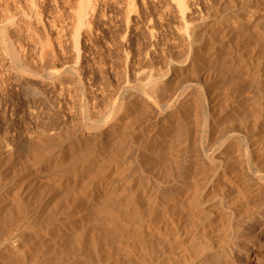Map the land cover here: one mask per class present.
<instances>
[{
  "label": "rangeland",
  "instance_id": "1",
  "mask_svg": "<svg viewBox=\"0 0 264 264\" xmlns=\"http://www.w3.org/2000/svg\"><path fill=\"white\" fill-rule=\"evenodd\" d=\"M12 1L13 2H11L10 0H6V1H4L5 3L4 2L3 3H4L5 6L9 7L10 9L11 8L12 9L19 8V7L22 6V8H25L24 10H27V8H26L27 6H25L24 0L23 1L22 0H15V1L12 0ZM35 1H36V4L34 5V8H33L35 10L33 11L31 8H29V10L32 11V12H35V11H38L39 10L38 11L39 13L37 12V14L40 16V18L42 19L43 23L46 25L45 26L46 29H44V30L45 31L47 30V33L44 31L46 34L43 33V32H39L40 33L39 35L37 34V36L39 38H41V40L39 38L35 37V39L37 38L36 39V42H34L36 45L35 44H30V43L33 42L32 39L29 38L30 36H26L24 38H18L15 34H13V32H12L11 29L10 30L7 29V32H8V36L6 37V38H8L7 40L8 41L10 40L13 44L16 41L14 45L17 46V47H20V48L22 47L21 50L23 51V53H21V56H20L21 58L20 59H21V66L23 67V69H22L21 66H16L14 64V61H12L13 59H11L12 57H10V55L8 56L7 52L4 50L3 44L0 42V202L3 201V200L4 201H6V200L7 201H11L10 200L11 197H12L11 199L13 201V197L19 191V189H20L19 187H21V189L19 191L20 194L18 192L19 201L16 198V196H17L16 195L15 198H14V200L15 199L17 200V202L14 203L15 205L14 204H10L11 207H10V205H9V207L11 208V210L8 207V210L7 209L5 210L6 211V214L3 212L4 214H2L1 217H0V220H1L0 221V231L2 232L3 229H5V228L8 229V227L10 229L11 226L17 227V225L19 224L18 225L19 227H17L19 229L16 232H18L17 235L20 236V237L15 239V240L18 239L19 241L18 240H17V242L15 241L16 243L14 244V247L15 248H19L20 246L25 245V246H27L29 248L28 249L25 246L19 248L21 250L24 249L23 250L24 253H21V257L23 256V257H27L28 258L30 256V258H31L32 257L31 255H33L34 252L36 253V250L39 247H41V244L44 245V246L46 245L45 247H47L48 242L50 241V239L52 237L51 233H52L53 228H57L58 223L62 222V220L64 221V219L68 220L69 219L68 217L72 216V214L74 215V213L77 214L79 212V210H80V207H79L78 203L77 202H74V200L72 199V197L70 198V199H72V201L70 199H68L67 200V203H64V202H66V199H64V195H63L65 192H62V194H59V193H57L55 191V193H54V188H53V192L52 193L51 192H49L48 194L46 193V192H48L47 191L48 188H49V191H52L50 188L54 187V186H52V183L49 186V184H50L51 181L47 177L49 175L53 174V173H56V170L57 169H56V167H54L56 165H52L51 167H53V169L50 167L47 170V172H48V171H50L52 169L48 173V176L46 174L47 172L45 174H43L42 169H39V170L38 169H33L32 168V165H30V164H31L32 160L35 159V158H37V157H42V156L43 157H49V156H52L53 158L55 157L54 158L55 161H59V158L60 157L58 156V154H55V151L56 150H59V149H61L63 152L65 151L64 152L65 156L63 154V158H66V159H63L62 158V161L60 159L61 162H63V163L65 162V165L62 163V166L63 167L59 171L65 172V171L72 170V169H75V170L76 169L77 170L81 169L82 172L80 171V173H79V175H81V176H79L81 180L83 179V175L82 174H84L85 179H87V177L93 175V176L89 177V179H87V183H84V184H89L91 187H92V184L93 185H96V186L98 185V183H105L106 182L105 184H108L111 180L114 181V182H116V183L119 182V184H125L126 181L128 183V181L131 179L132 176H134V177H133V179H131V181H129L128 184H130V182H131V184H136V183L137 184H152L153 182H155L154 184H156V181H157L156 179L165 178V176L167 175L168 172H170L172 174L175 173L174 174L175 176L177 175L175 182L178 183V184L179 183L180 184L181 183L185 184L186 182H187V184L188 183L189 184H193V183L196 184V182H197V184H226L225 182L222 183L223 181L221 182V180H223L222 179V176L224 174L225 165L227 164V161H229V156L226 154L227 152L222 149L223 146L220 143L218 144L216 142H219L221 140V136H222V134H223V132L225 130H228L229 136L232 134L231 133L232 132L231 129L229 130V127H228L229 123L232 122V123H230L231 125H229V126L232 127L235 124L241 123L240 121L242 119H243L242 122H246V120H247L246 124L249 125L250 127L248 126L249 128H247L245 131H242L240 134L245 135L249 140L251 139V141L249 143L252 145V148L256 147L259 144V142H261L262 140L264 141V124L263 123L261 124L259 120H256V119H260V120H263L264 119V66L261 67V76H262V81H263V83L261 84V86H258L259 84L257 83L256 80L253 81L254 77H251V78H248L247 77L249 80L244 76L245 74H243V76H242L243 78L241 77V74H242L241 72L244 71V61H247V60L249 61L250 60V61H256L257 62L258 59H259L258 57L260 55L261 56L263 55V54L258 55V50H257L258 49L257 48L258 47V41H257L258 35H257V33H255L254 27L258 24V20L257 19L263 18V15H264V0H242V1L241 0H230V1L228 0V2H226L227 0H225V2H224V0L223 1L222 0H188L189 2L187 0H184L185 3H186V1L189 3V4L188 3L186 4L187 7H188L187 8V11L190 8L191 9L189 11H192V12H190L192 16L190 15V13L187 14V16H186L187 18L184 21H182L183 20L182 18H177V17H181V16L178 15L179 14L178 13L179 11L177 10L175 1H173V0H98L97 1V4H98L97 6H99V7H96V10H95V13L96 14L94 13V14L91 15V17H93V18H91V21H90V28H91L92 31L89 30L90 29L89 28V29L83 30V32L85 31L84 33H87V34H83V32H81V34H83V35H81L82 37L80 39V44L78 46V49L83 50V51L81 52L79 50L80 57L82 58V59L80 58V62L79 61H76V60H78L77 57L79 56V55H77V54H79V52H78V50H76L77 49V47H76L77 46V43H76V40H75V35L78 33V32H76V30H77V24L74 21L73 17L71 19V17H70L71 15H69L70 14V10H68L70 7H73V6L78 5V0H67V1L66 0H58V1L57 0H35ZM240 1L242 2V4L240 3ZM244 1H245V3H243ZM172 2L174 4H172ZM15 3H16V5H15ZM222 3L223 4L224 3L234 4L235 7L234 6L232 7V5H229V6H231L230 7V10L227 11L228 4H227V6L224 4V7H225V9H224V7L221 6V5H223ZM67 4L69 5V8H68V5ZM72 4H74V5H72ZM213 4H215V7L214 6L212 7ZM218 4L219 5L221 4V5L219 6ZM216 6H219L220 11L219 10L218 11L216 10L217 9ZM221 7H222V9H221ZM241 7H243V9H240ZM212 8H214V9L212 10ZM194 9H196L195 12H193ZM228 9H229V7H228ZM246 9L249 10L250 13L248 11L245 12ZM67 10L69 11V13H68ZM221 10H223V11H221ZM236 10H240V11H236ZM252 10L254 11L253 13H252ZM168 11H169V13H168ZM230 11H232V12H230ZM214 12H215V14H214ZM216 12L219 13V14H217ZM222 12H223V14H222ZM243 12H244V14L242 16V13ZM228 13H229V15H228ZM225 14L229 18H226V16H223ZM189 15L193 19L188 18ZM214 15H216L215 18L213 17ZM220 15L223 17V20L222 21H221L222 18H221ZM238 15H239V17H241V19L238 17ZM68 16H69V18H68ZM193 16H195V18ZM205 16H207V17H205ZM218 16H219V20H217V22H216V19L218 18ZM244 16L246 17V19L248 18L247 19L248 22H245L244 21V20H246ZM202 17H203V19H202ZM187 19H189V21ZM199 19H200V21H198ZM230 19H231V22L233 24L230 22ZM255 19H256V21H255ZM213 20H214V22H213ZM224 20H226L228 23H226ZM177 21H180V22H177ZM181 21L182 22H185L184 24H186V22L188 24H191L194 21L193 22L194 24L192 23L193 25H190L189 27H194V26L197 25L198 28H200L199 25L203 21H207L208 23H210V27L208 26L206 28L208 30V31L206 30V32H208V33H206V35H208V36H205V38L208 37V39L206 38L205 39L206 41L203 44L204 50H205L204 51L205 54H206V51L208 52L207 54L211 53V49H212L211 48V44L213 43L212 40H214V39L217 42V40L220 41L221 38H222V36H223V39L222 40L224 41L225 44H227L228 43V40L227 39L229 37H230V39L232 38L230 36L232 32L231 33H228L226 31V29L227 30L232 29L234 31L233 28L236 27L238 30L235 28L236 30L234 31V33L237 32L239 34L238 37H240L241 35H242V37H240L239 39H236L238 42L237 41H234L233 44L235 46H238V47L239 46H242L241 48L243 50V56H246V57H243V56L242 57L241 56L240 57H238V56L237 57H233V56L231 57L230 55H228L226 53V54H224V56H222V57H220L218 59L219 62H222L221 64L218 62V60H214V62L211 61L212 63H208V65H207V67H208L207 71L210 69L209 70V73H211L210 76L212 77V75H213L217 79L215 81L213 79V81H214L213 84H212V82H210V81L207 80V82L202 83V85H201L200 88H199V86H196L197 83H195V78H193V76H195V75H193V73L196 74V72H195L196 71L195 70L196 68L195 69H192V64H191V68L189 69L190 71L189 70L183 71L182 73L178 74L179 77L177 76V77L173 78L174 77V72H172V70H171V65L172 64H175V63H172L171 64V62H173V61L175 62V59L177 60V56L184 58V60L186 59L185 62H183L182 61L183 59L181 60V58H180L181 62H183L182 64H185L187 62H188L187 65L190 64L189 63V60L187 61V59H189V57H190L189 52H188L189 51V48H190V40H188L189 39L188 36L186 37L185 34H184V33H186V35H187V32L186 31L184 32V30H183V28L185 29L186 26L184 24H182ZM197 21L199 22L198 23L199 25L197 24ZM73 22H75V23H73ZM91 22H92V24H91ZM215 22H216V24H215ZM176 23H177V25H176ZM245 23H247V24H245ZM166 24L168 26H166ZM248 24H249V26L251 28L248 26ZM250 24H252V25H250ZM215 25H217V27ZM263 25H264V23H262V25H261L264 28ZM178 26L181 27L182 29L180 30V28ZM174 27H176V28L174 29ZM213 27L214 28H217L218 31L217 32L213 31ZM51 28H53L54 30L53 29L50 30ZM210 28H211V30H210ZM222 28H224V31H222L223 30ZM239 28L240 29L243 28V29L242 30H239ZM219 29H221V31ZM182 30H183L184 33L182 32ZM253 30H254V32H253ZM176 31H177L178 34H176ZM248 31L249 32L251 31L252 34L255 33V34H253V37L250 40L247 41L249 43H247L244 40L248 36L246 34V33H248ZM256 31L258 32V28L256 29ZM181 33L183 34L184 37H181ZM209 33H210V36H209ZM212 33L215 36L212 35ZM219 33H222V34L224 33L225 35L224 34L221 35ZM179 34H180V36H179ZM84 35H85V38L83 37ZM218 35L219 36L221 35L220 36L221 37L220 39H219V36ZM243 35H244L245 38L243 37ZM254 35H255V37L257 35V37L255 38ZM185 37L188 38V39H185ZM238 37L235 36V38H238ZM183 38L185 39L186 42L183 41L184 40ZM83 39H85V40H83ZM231 40H233V39H231ZM240 40H241V42H240ZM0 41H1V39H0ZM41 41L43 43H41ZM47 41H49L50 44ZM179 41H180V44H179ZM187 41H189L188 42L189 45H187ZM46 42L48 43V45H50L52 47L51 48L52 54H50L49 56L47 55L48 58L46 57V59L44 58L45 56L44 57L41 56V58H40L39 55L42 52V49L40 47V43L43 44V45H46L47 44ZM60 42H61V44H60ZM182 42H184L185 44L182 43ZM210 42H212V43H210ZM254 42L257 43V44L254 45ZM243 43H245L246 45L243 44ZM16 44H18V45H16ZM250 44H252L253 46L250 45ZM43 45H42V47H44ZM175 45H176V47H175ZM185 45L188 46V47L185 48L186 47ZM35 46H37V47H35ZM254 46H255V48H254ZM205 47H206L207 50L205 49ZM183 48L187 49V51L184 49V52L185 53H183V54L186 55L187 58H185L184 55L180 56L182 54V52H183L182 51ZM251 48H253V51L255 50L254 51L255 53L253 51H252L253 53L251 52ZM24 51H26V53ZM256 51H257V53H256ZM262 52H264L263 49H262ZM166 53H168V54L165 55ZM176 53H178L177 56H176ZM250 53L252 55L251 57H250ZM34 54H36V55H34ZM169 54L171 55V57L173 59L170 58V55ZM253 54H254L255 57H253ZM156 55H157V57H156ZM164 55L168 59L167 58L166 59L165 58H162V57H164ZM187 55H189V57ZM173 56H175V57H173ZM225 56H226V58H225ZM261 56H260V59L264 57V55L262 57ZM222 58H224V59H222ZM24 59H25V62H24ZM162 59H163V62L161 61ZM237 59H238V62L236 61ZM227 60H229V61L226 62ZM140 61H141L142 64L140 63ZM166 61H167V63H165ZM128 62H129V64H128ZM153 62H155V63L153 64ZM179 62L180 61H178V64H179ZM229 62H232V63L234 62V63L231 64ZM131 63L134 64V65L131 66L130 65ZM157 63H159V64H157ZM160 63H163V64H160ZM164 63H165V66H167L168 68L164 66ZM176 63H177V61H176ZM238 63H239V65H238ZM27 64H29V65H27ZM149 64H151L150 67H149ZM155 64H157V69L156 70L157 71L158 70L159 71H162L160 73L158 71V74H160L159 75L160 77H164V78H166V80H167V78L168 79H171V80H174L175 79L174 81L176 83H178V84H176L175 82H173V83H171L172 85L171 84L170 85H167L168 87L166 86V91H164L166 94H167V92H169L167 94L168 96L169 95L170 96H172V95L174 96V94H176V95L172 98L173 99V102H172L171 101L172 99L169 98L164 92H163V94L158 93V94L154 95L155 97L154 96L152 97V100L149 103L150 105L148 104L145 108L144 107H138L139 100L144 96L143 95L144 93H142V92L144 90H145L144 92H148V91H146L147 90V86L146 85L149 83V81L152 79V77L155 76L153 72L157 73L156 70H155L156 66L153 68V66ZM214 64H216L217 68H216V66ZM234 64H236L238 66H236ZM79 65H81V66H79ZM169 65H170V67H169ZM209 65H210V67H209ZM221 66L222 67L224 66V67L221 68ZM229 66H230V68L232 70L229 68ZM231 66H233V67H231ZM133 67L134 68L137 67L136 68L137 71L134 70ZM159 67H161V68L159 69ZM72 68L74 70H76L74 72L75 75L73 74V71L74 70ZM146 68L147 69H150L151 68V71L150 70H147ZM228 68H229V71H228ZM236 68H237V70H236ZM145 69L147 70V72L145 74V76H147V77L144 79L143 78L144 75H142L141 79H139V76H141V74H144L145 73V72H143V70H145ZM168 69H169V71H168ZM211 69H213V70L211 71ZM216 69H218V70L216 71ZM223 69L224 70L226 69L228 73L226 72V70L224 71ZM26 70H28V72ZM78 70H80V71H78ZM166 70H167V73L165 72ZM213 71H214V73H213ZM215 71H216V73H215ZM164 72H165L166 75L164 74ZM191 72H193V73H191ZM233 72H234V74H232ZM134 73H135V75H133ZM170 73H173V74H170ZM185 73L186 74L188 73V74L186 75ZM225 73H227L228 75H226ZM158 74L155 76V78L158 76ZM161 74H162V76H161ZM214 74H216V75H214ZM220 74H221L222 77H220ZM77 75H78V77H77ZM188 75H190V76H188ZM231 75H232L233 78L230 77ZM51 76H53V77L51 78ZM136 76H138V77H136ZM187 76L189 77V79H193L192 81L190 80V82L193 83L192 85H190L189 79L188 78L186 79ZM224 76H226L225 77V80L228 78L227 79V82L230 83V85L227 83V86H226L227 88L225 87V85H226L225 80L223 81ZM180 77L182 79L181 80L182 82L185 83V81H186V84H183L180 81H178V80H180L179 79ZM219 77H220V79H219ZM237 77H238V81L235 80V79H237ZM229 78L231 80L233 79L235 82L234 81L233 82H229V81H231ZM62 79H64L65 81H63ZM57 80H59V81H57ZM220 80H221V82H220ZM65 82L68 83L69 86ZM179 82L182 84V86L180 85ZM187 82H189V84H187ZM244 82L246 83L245 85H244ZM131 84H132V86H131ZM142 84H145V85H142ZM174 84H176V85H174ZM101 85H102V88L100 87ZM207 85H209L211 87H209ZM118 86H120L121 88L119 89ZM135 86H137L136 87L137 89H136V91H133L134 88H135ZM139 86H143V87L140 88L142 91L138 88ZM228 86H230V87H228ZM234 86H236L237 88L234 87ZM122 87L125 89L124 92H123V88ZM127 87H129V88H131V87L133 88L134 87V88L133 89L132 88L129 89ZM181 87H183L182 90L180 89ZM184 87H185V89H184ZM205 87H206V89H205ZM214 87H216V88H214ZM220 87H221V89L220 90H217ZM178 88H179V90H177ZM194 88L197 91V93L200 94V96L203 97V98H205L208 94L211 96V98H210L209 95L206 97V99L208 100V103H209V101L211 102L212 100H215V102H218V104L215 103V106H216L215 108L216 109H214L215 110L214 114L216 116L215 119L219 118L215 122L216 124L218 123L216 125V127H217L216 130L217 129L218 130H217V132L215 134V136L216 135L217 136L214 137V140L215 141H211L213 139H208V137H207L208 140L206 138H204L206 136L202 134L203 133L202 130L205 129V126H204L205 124H204V122L199 121V118H197V117L195 118V116H197V114L195 113V111H193V110L190 111V108L187 107V106L186 107L185 106L184 107L183 106L179 107L180 104L184 101V95H186L188 93H191L190 92L191 90L194 91ZM201 88H202V90H201ZM234 88H236V89H234ZM32 89H36L39 94L36 95V96H31V97L30 96H27L29 94V91L32 90ZM117 89H119V91ZM127 89L129 91H127ZM138 89L140 90L139 92H137ZM223 89L225 90V93H224ZM230 89H232V92H231ZM120 90H122V91L120 92ZM196 91H195V93L193 92L192 95L193 94H196ZM218 91H220V92H218ZM234 92H235V94H237L236 96L238 98L235 97V95L233 94ZM102 93H104V94H102ZM129 93L130 94L133 93V94H131L132 97L130 96L131 98L129 97V95H130ZM205 93H206V95H204ZM213 93L216 94V95H214ZM112 94H113V97L114 96H116V97H114V98L111 97ZM217 94H218V96H217ZM135 95H137V96H135ZM222 95H223V97H222ZM125 96H126V98H125ZM138 96H139L140 99L137 98ZM159 96L163 97L162 99H163L164 104L161 103L162 99L159 98ZM219 96H221V97H219ZM127 97H129L131 99V102L128 100ZM112 98H113V100H112ZM116 98H117V100L115 101ZM224 98H226L227 101ZM92 100L94 102H91ZM107 100L108 101L109 100H112V101L107 102ZM136 100H137V102H136ZM220 100H221V102L222 101L223 102L222 103L219 102ZM237 100H239V101H237ZM113 101L116 102L115 105H114V103H112ZM134 101H135L136 104L134 103ZM121 102H122V104H121ZM107 103H108V105H106ZM131 103H132L133 106L131 105ZM158 104H159V106H158ZM166 104H168V105L171 104V105H169L170 106L169 109H167V114L168 115L165 112L166 110L163 108V106L166 105ZM236 104H237V106H236ZM105 105H106V107L108 109H110V111L114 108L112 106H115L116 107V110H117V108H119V106H121V109L119 111H116V110L113 109L111 111V113H110V111L107 110V108L105 107ZM219 105H221V106L219 107ZM87 106L89 107L88 109H87ZM148 106L149 107L152 106L151 109L148 108ZM154 106L156 107V109H155ZM133 107H134V109H133ZM157 107H160V108L162 107L163 109L162 108L161 109H158ZM209 107H211V106H209ZM217 107H219V109ZM84 108H86L85 109L86 111L84 110ZM104 108H106V110ZM146 108H148L150 110L148 111V109H146ZM180 108H184L185 110L184 109H180ZM188 108H189V110H188ZM89 109H90L91 113H89ZM126 109H129L128 112H127ZM130 109L132 111H130ZM137 109H138L137 112H141V114H138L136 112ZM99 110H100L101 115L99 113ZM124 110H126V111H124ZM134 110H135L136 114H135ZM151 110L152 111L154 110L155 112L153 111L154 114L149 115L152 112ZM159 110H160V112H159ZM217 110H218V112H217ZM93 111H95L96 114ZM113 111H114V114L116 112H118V117H116L117 115L113 116L114 115L112 113ZM147 111H148L149 114L147 113ZM185 111H187V112H185ZM188 111H189V113H188ZM106 112H109L108 113L109 116L108 115H103V114H107ZM123 112H125V113H123ZM142 112L144 114H142ZM172 112H177L176 116L178 117V119H177V117L173 116ZM98 113H99V115H97ZM156 113H157V117L155 116ZM91 115H92L93 119L90 118ZM128 115L130 116V118L133 117V120L131 119L133 122L130 121V118H129ZM140 115H144V117L141 116L140 119H142V117H143V119L145 118L142 122H141V120L138 119ZM106 116H108V117H106ZM136 116L138 117L137 119L139 121H136L135 120L136 119ZM147 116L150 117V118H148ZM103 117L104 118L106 117V119L110 117L109 118L110 120L108 119L106 122H103V121L106 120V119L103 120ZM167 117H169V118L166 119ZM188 117H191V118L189 119ZM152 118H153V120H152ZM261 118H263V119H261ZM98 119H100V121L102 123L106 124V125L105 126H104V124H103V126H102V124L100 125L101 122ZM149 119H151V120L150 121H147ZM161 119H162L163 122L161 121ZM118 120L120 121V123H119ZM125 120H126V122H125ZM127 120H129L130 122H132L130 129H128V127L130 125L127 124L129 122ZM170 120L172 122H169ZM173 120H175V125H174V121ZM192 120L194 121V123H193ZM238 120H239V123H238ZM116 121H117V123H116ZM234 121H236L237 123L236 122L234 123ZM255 121H257L258 124H261L262 125V126L259 125L258 126V129H256V130L254 129V126L257 123ZM130 122H129V124H130ZM135 122H136L137 125H135ZM145 122H146V124H143ZM197 122H199V123H197ZM123 123L124 124L126 123L125 124L126 126ZM156 123H157V125H156ZM169 123H171V124H169ZM181 123H182V125H181ZM188 123L189 124L191 123V125L194 128H192V126L188 125ZM219 123H221V125H223V124L224 125L221 126V125H219ZM111 124H112V126H111ZM117 124H118V126H117ZM158 124H161V126L158 125ZM162 124L163 125H166L167 127L166 126L163 127ZM132 125L134 127H132ZM150 125H153V126H150ZM194 125H196L198 128L196 126H194ZM110 126H111V128H110ZM219 126H221L223 129L221 127H219ZM119 127H121L122 129L119 128ZM138 127H139V131L143 127V129H141V131H140L141 133L144 132L143 135L137 130ZM154 127H156V128H154ZM161 127H162V129H161ZM123 128L125 130H127V132L125 130H123ZM165 128H167V130ZM173 128L176 130V131L174 130L175 132L173 131ZM188 128L191 129V132H190V129H188ZM107 129L108 130L114 129L113 130L114 132L112 131V132L109 133ZM100 130H101V132H99ZM147 130H148V132H147ZM186 130L188 131V133H187ZM195 130H197V131H195ZM251 130H252V132H251ZM104 131L107 134H104ZM151 131H153V133H150ZM157 131H159V132H157ZM203 131L205 133V130H203ZM154 132L156 134H154ZM184 132H185V134H184ZM218 132L220 133V135H219ZM111 133H114V134H111ZM134 133H136V135ZM170 133H172V134H170ZM173 133H174V135H173ZM118 134L119 135L121 134V136H119L121 138L117 142L118 144L115 143V146H113V144L112 145L110 144V145L107 146L108 148L107 147L105 148V151H103V150L102 151L105 152L106 155H109V152L111 154H113L114 151L116 152V153L114 152V155H116V156H117V154L120 153L119 156H118V158H121L120 161L121 160L125 161L127 163V165L130 162V159H132L131 157H133V155L136 154V156H134L133 159H132V161L134 160L135 162H132V161L130 162V164L132 163V165L135 166V167L131 166V167L134 168V169L133 168L131 169V167H128L127 166L129 169L127 168L125 170V172H124V175H123L124 176V180H123V182L120 180L119 177H115L114 176V172H111L109 170L108 171L106 170L105 173L103 172L104 176L107 177V178H106V180H103V182H102V180H101L102 178L101 177L103 176V174H102V176H99L100 173L97 170H95V172H97L98 174L97 173L95 174V172L92 173V174H90V175L89 174H85L83 172V170H82L83 167H84V165H82L83 166L82 167L81 164H80V162L78 164L75 163L77 161V160H75L77 157H75V159H73V157H74L73 154H72L73 151H74L73 153L75 154V156H78L77 155L78 153H79V155L81 157H84V156H87V155H91L93 153L92 155H97V157H98V154L97 153H98L99 150H101V145L102 144L105 145V143H107V142H110V143L113 142L117 138V135ZM127 134H129V135L127 136ZM131 134L133 135L132 138L130 136ZM146 134L148 135L147 136L148 138L146 137ZM190 134H192V135H190ZM123 135H124V137H123ZM144 135H145L144 139L145 140L147 139L146 141L143 139V136ZM153 135L154 136H158V137H154V139H153ZM200 136L201 137L204 136L203 138H201L203 141H201ZM184 137L188 141L187 142L188 144H185L186 143V140L184 139ZM196 137L199 140H196ZM123 138L126 139V141H127L126 144H125V141H124L125 139L124 140H121ZM140 138L142 140H140ZM181 138L185 140L184 143H183V141H182ZM189 138H191V139H189ZM73 139H74V141H73ZM128 140H129V142H128ZM136 140L138 141L139 145L135 143V142H137ZM150 140H153V141L150 142ZM190 140L195 141V144L192 141L190 142ZM131 141H133V142L135 141L134 142L135 144H133V142H131ZM142 141H144V142H142ZM26 142L28 144L30 143L29 145H31V146H29V148H28ZM140 142L143 143V144H141ZM148 142H150V143H148ZM209 142H210V144H209ZM213 142H214L215 145L213 144ZM69 143L71 144L72 147L70 146ZM79 143H80V147L78 145ZM158 143H160V145H158ZM182 143L185 144V145H187V146H184L185 149L186 148L188 149V148L191 147L188 150L189 152H187L189 154V155H187V157L189 158V160H188V158H186V159L184 158V156L186 157V155L184 153L187 150L184 151V147H183ZM191 143L193 145H190V147H188V145L191 144ZM85 144H87V145L85 146ZM131 144H132L133 147H130ZM150 144H152V145H150ZM135 145H137V146H135ZM154 145H156V146L154 147ZM201 145L203 147L202 150H205V152L207 151V155L206 156L203 155L202 157L198 158L197 155L201 152V148H202V147L200 148ZM25 146H27L28 149ZM88 146H89V148H88ZM116 146H117L118 149L115 148ZM159 146H160V148H159ZM174 146H175V148H174ZM213 146H214V149H213ZM215 146H216V148H215ZM140 147L141 148H145L146 150L148 149L147 151H145V155L142 153L140 156H138L139 153H140L138 151V149ZM163 147H165V148H163ZM79 148H81V149H79ZM84 148H86V149H84ZM124 148H125V150L127 149L126 150L127 153L129 152L128 154H130V159H129V155L128 154L125 155L126 152H124L125 150L123 151ZM132 148L134 149V153H133ZM151 148H152L153 151H151ZM168 148L171 149L173 153ZM235 148L236 147H233L230 150L234 154V156H236L235 154H237L235 152V150H236ZM128 149H130V150H128ZM162 149H163V151H161ZM82 150H83V152H82ZM106 150H107V152L108 151L109 152L107 153ZM178 150L180 151V153H179ZM164 151H165V153H164ZM169 151L171 153H169ZM181 151L182 152L184 151V152L181 153ZM209 151H210V153H209ZM253 151H254V153H255V155H256L257 158H261L258 161V163H259L260 166L262 165V169H264V147H260L259 149H255ZM136 152H138V154ZM174 152L176 154L177 153L183 154V155H181V158L183 156V159L179 158L180 157L179 154H177L178 156H176ZM190 152H191V155H190ZM224 152H226V153L224 154ZM88 153H90V154H88ZM132 153H133V155H132ZM156 153L158 155L159 154H161V155H159V157H158V155ZM193 153H195L194 156H192ZM211 153H212V155H211ZM146 154H148V155H146ZM173 154H174V156H173ZM39 155H41V156H39ZM143 155H144L145 159L144 158L143 159L141 158V157H143ZM221 155L223 156V160H225V161L227 160L226 162L222 160V156ZM80 156H78V157H80ZM137 156H138V159L136 160ZM190 156L192 158H196L197 157V159H195V160H198L197 163H195L194 162L195 160L194 159L192 160V158ZM97 157H94V158H97ZM148 157H151L152 159L150 158L151 160H149ZM164 157L167 158V160ZM224 157L226 159H224ZM70 158H71V160H69V162H68L67 159H70ZM146 158H147V161H146ZM162 158H164V159H162ZM156 159L159 160V162ZM175 159H178V160H175ZM184 159L187 160V161H185ZM128 160H129V162H128ZM138 160H141L140 161L141 162L140 165L143 164L141 167H143L144 169L141 168L139 164H137V163H139ZM160 160L162 161L163 164H164V162L167 163V164H164V165L161 166L162 163H161ZM174 160L176 162H173ZM181 160H182V162L184 161L183 162L184 164L182 163L183 165L180 162ZM204 160H205V163L206 164L204 163ZM70 161H72V162H70ZM144 161H146L145 164H144ZM170 161H171V163H170ZM178 161L180 163H178ZM214 162H215V165H214L215 167L212 166V164H214ZM71 163H72V165H71ZM149 163H150V165H149ZM155 163H157L156 164L157 166H155ZM174 163H175L176 166L173 165ZM151 164H152V166H151ZM158 164H160L159 166H161L160 168H162L163 170L162 169H159ZM194 164H196V165H194ZM73 165H75V166H73ZM136 165H139L138 167L140 168V170L143 169L142 172H145L146 175L148 174L147 177H146L145 174L144 175H143V173L141 174V171L139 169L137 170V166ZM203 165H205V166H203ZM208 165H210V166L208 167ZM28 166H31V167H28ZM147 166H149V167H147ZM182 166H184V167H182ZM154 167H156V169H154ZM157 167H158V169H157ZM151 168H152L153 172H151L152 171V170H150ZM175 168H176V170H175ZM181 168H182V170H181L182 173L181 174H183L182 175L183 177L179 173ZM202 168H204V170H205V168H207V169L205 171H203ZM212 168H213V170H212ZM237 168H238V165L236 166V168L230 169V171L232 173H234V175H235L237 173ZM30 169H31V171H30ZM170 169H171V171H170ZM183 169H185V170H183ZM36 170H37V172H36ZM132 170H136V171L133 172ZM146 170H147V172H146ZM159 170H160V175H159ZM38 171H40V172L38 173ZM128 171H132V172L129 173ZM139 171H140V174L141 175L139 174ZM162 171L163 172L167 171V172H165V174H164ZM186 171H188L187 174H186ZM212 171H214V172H212ZM34 172H35V174H34ZM215 172H216V174H215ZM155 173H158V174H155ZM211 173L213 174L212 176H211ZM126 174H127V176H126ZM94 175H95V177H94ZM154 175H156L157 177L154 176ZM158 175H159V177H158ZM188 175H190V176H188ZM96 176H97V178H96ZM148 176H149V180L146 179V178H148ZM178 176H179V179L180 178L182 179L181 181H179L177 179ZM39 177L42 178V179H40ZM125 177H127V179L129 177L130 179L127 180ZM191 177L193 178V180H191L192 179ZM209 177H211V178L209 179ZM46 178H47V180H46ZM91 178H92V180H91ZM151 178L153 180H155V181H152ZM219 178H221V179H219ZM44 179L46 181H49L48 182L49 183L48 185H44V184H47L46 181H43ZM89 180H91V181H89ZM136 180H137V182H135ZM185 180H188V181H185ZM194 180H195V182H194ZM36 181H38V182L39 181L40 182L42 181L40 183V185H38V186L40 187V189L42 188V190L45 191L46 194L43 193L42 190L39 192V190H40L39 187L37 186L38 187L37 188L35 186V184L37 185V183H38ZM139 181H140V183H139ZM148 181H150V182L152 181V182L150 183ZM24 182H25V184H24ZM175 182L174 183H171V184H176ZM22 184H24V185H22ZM26 184H27V186H26ZM22 186H23L24 189L27 190V192H26V190H24L22 188ZM9 187H11V188H9ZM43 187L45 188V190H44ZM46 187H48V188H46ZM93 187H95V186H93ZM31 188L32 189L34 188V189L32 190ZM9 189L12 192V194H10ZM35 190H38V192L36 191L37 193H35ZM15 191H16V193H15ZM31 192H33V195H32ZM41 192L45 196H43V194H41ZM27 193H29V194H27ZM38 193H39V196H38ZM13 194H15V195L12 196ZM36 194H37V198L34 197V195L36 196ZM2 195H4V196H2ZM49 195H51V196H54L55 195L56 196V199H55V196L52 197L53 198L52 199L51 196H49ZM6 196L8 198H6ZM40 196L44 197L45 200H44V198L41 199ZM46 196L47 197L49 196L48 197L49 200L46 198ZM61 196H62V198H61ZM38 197H40L39 200H38ZM57 197H59V198H57ZM20 198H21V200L26 201V205H24L23 202H22L23 204L20 202ZM51 199L52 200L55 199L56 202L53 203L55 200L52 201ZM37 200L40 202V206L43 204L42 208L39 205H37V203L39 204V202ZM45 201H48V202L46 203ZM60 201L62 203H61V205L60 204L59 205L61 207L64 206L66 209H69L70 208V210H71L70 213H69L70 210L69 211H67L66 209H61L60 210L61 207L59 205H57L58 204L57 202H60ZM18 202H19V204H17ZM68 202L70 204H72V205L70 206V204ZM9 203H12V202H9ZM34 203H36V204L34 205ZM63 203L65 205H62ZM73 204L74 205L76 204V207H74ZM13 205H14V207H13ZM16 205L18 207L20 206L21 208H23L24 211L23 210H20L21 208H18L20 210L19 211L16 208L17 207ZM36 205H37V209H34V208H36L35 207ZM66 205L67 206L69 205L70 207L68 206V208H67ZM24 206L25 207L27 206V207L24 208ZM71 207H73V208L71 209ZM211 208H215V205H211ZM26 209H28V210H26ZM62 210L64 211L65 214H63V211ZM7 211H8V213H7ZM11 211H13V214L11 213ZM21 211H23V213L18 214ZM52 211H54V212H52ZM42 212H43V214H42ZM60 212H62V213H60ZM47 213L49 215H47ZM56 213L57 214L58 213L61 214L60 215L61 216V219L59 218L60 216H56ZM23 214L24 215L27 214L28 218H26L27 216H24ZM3 216H6V217H3ZM10 216H12L13 219L10 218ZM48 216H50L49 219H48ZM14 217H16L17 219L14 218ZM18 217L19 218L23 217V219H25L28 223L25 222L22 218L19 219ZM51 218H53V219H51ZM55 218H56V220H55ZM62 218H64V219H62ZM6 219H8V220H6ZM46 219L48 220V223H47V221H45ZM10 220H11V222L9 223ZM16 220H18L19 223H16ZM21 220H22V222H20ZM52 220L53 221L55 220V223ZM2 221H5V222H2ZM256 221H258V219H255V221L250 222L249 224H246L247 227H248V229L245 232L244 236L240 239L238 247L235 248V256L237 258L236 264H241L240 262H243V261H245V263H246L248 257H250V259L253 261V264H264V245H263L264 244V226L262 228V232L261 233L259 231L258 232L255 231ZM23 222H24V224H23ZM51 222H53V224L55 226ZM64 222H67V221H64ZM6 223L9 224V225H7ZM25 223H26V225H25ZM15 224H17V225H15ZM48 224H51L52 225L51 228H50V225L48 227ZM23 225H24V227H23ZM20 226H22L23 229L26 228V226L29 227V228H27L26 230L24 229L25 231L22 229L23 230V232H22ZM47 227H48L49 230L47 229ZM44 228H46L47 230L44 231ZM6 229H5V232H8V230H6ZM40 229L43 230V231H41L42 233L40 232ZM1 232H0V235L2 236ZM5 232L3 230V232H2L3 235H4ZM35 232H37V233L40 232L41 234L40 233L37 234ZM48 232H49L50 235L47 234ZM41 235L44 236V237H41ZM1 236H0V242L3 239H5V236H3L2 238H1ZM38 236L41 237V240H43V239L45 240L47 238L48 239V242H47V239H46V241L43 240V242H41L40 241V238H38ZM69 238L71 240L72 236H70ZM32 240L35 241L34 242L35 244L33 243ZM72 240L75 243L74 238H72ZM38 241H39V243L37 245L36 243ZM71 241H69V243H72V245H74L73 242H71ZM260 241L263 242L262 243L263 247L261 248V251H260V253H261L260 256H259L260 259H256V253L260 249V244H259ZM44 242L47 243V244H44ZM17 243H18V246L16 245ZM24 243H27L29 246L27 244H24ZM69 243H68V245L72 247V245L69 244ZM31 245H37L38 247L37 246L36 247L35 246H31ZM44 246L42 248L43 250L41 249L42 251L41 250L39 251V249H40L39 248L37 250V252H44L46 250V248L44 249ZM31 247H32V249H31ZM15 248L13 250H11V252L14 251L13 254L16 253L15 252L16 251ZM34 248H36V249H34ZM27 251L31 255L28 254ZM9 252L10 251H8V253ZM11 252L9 254H7V252L4 253V254H7V256H6L7 258L5 257L4 254L1 253V255H0V262L1 263L4 262V264L5 263L6 264H8V263L9 264H18V263L20 264V261H18L17 259L14 258L15 256L18 255L17 254L18 251H17L16 255H14V256H13V254ZM10 254H12V255H10ZM25 254H26V256H25ZM3 256H4V259L3 258L1 259V257H3ZM8 257H11L10 258V261H9V258ZM5 259H7V262H6Z\"/></svg>",
  "mask_w": 264,
  "mask_h": 264
},
{
  "label": "bare ground",
  "instance_id": "2",
  "mask_svg": "<svg viewBox=\"0 0 264 264\" xmlns=\"http://www.w3.org/2000/svg\"><path fill=\"white\" fill-rule=\"evenodd\" d=\"M4 1H6V0H0V39H1V43L3 44V47H4V50L7 52V54H8V56L10 55V57H12L11 59H13L12 61H14V64L16 65V66H21V53H23V51L21 50L22 49V47L20 48V47H17V46H15L14 44H15V42H14V44L9 40H7L8 38H6L7 36H8V32H7V29H11L12 30V32H13V34H15L18 38H24V37H26V36H30L29 38H31L32 39V43H30V44H35L34 42H36V39L37 38H39L38 36H37V34L39 35L40 33L39 32H43V33H47V30L45 31L44 29H46L45 28V24L43 23V21H42V19L40 18V16L37 14V12L39 11H35V12H32V11H30L29 10V8H31L33 11L35 10V9H33L34 8V5L36 4V1L35 0H24V4H25V6H27L26 8H27V10H24L25 8H22V6L21 7H19V8H14V9H10L9 7H7V6H5L4 5ZM11 2H13L12 0H10ZM15 1V0H14ZM23 1V0H22ZM58 1V0H57ZM67 1V0H66ZM97 1L98 0H78V5H76V6H73V7H70L69 8V5H68V10H70V14L69 15H71L70 17H71V19H72V17H73V19H74V21L76 22V24H77V30H76V32H78L76 35H75V40H76V43H77V49L76 50H78V52H79V50L80 49H78V46H79V44H80V39H81V35H83V34H87V33H84L83 32V30H85V29H89L90 28V21H91V18H93V17H91V15L92 14H94L95 13V10H96V7H99V6H97L98 4H97ZM173 1H175V4H176V7H177V10L179 11L178 13V15H180L181 17H177V18H182L183 20L182 21H184V20H186V16H187V14H189L190 12H192V11H189L190 9H188V11H187V3L189 2L188 0V2L186 1V3H185V1L184 0H173ZM223 1V0H222ZM221 1V2H222ZM230 1V0H229ZM242 1V0H241ZM240 1V3L242 4V2ZM4 2V3H3ZM52 2V1H51ZM224 2H225V0H224ZM226 2H228V0L226 1ZM20 3V2H19ZM66 3V2H65ZM69 3V2H68ZM72 3V2H71ZM191 3V2H190ZM232 3V2H231ZM239 3V4H240ZM243 3H245V1L243 2ZM21 4V3H20ZM172 4H174L173 2H172ZM189 4V3H188ZM193 4V3H192ZM223 4V3H222ZM226 6H227V4H228V7H229V9H228V7H227V11L228 10H230V7L231 6H229V5H232V7L234 6L235 7V5L234 4H229V3H224ZM224 4L223 5H221V6H223L224 7ZM247 4V3H246ZM15 5H16V3H15ZM64 5V4H63ZM72 5H74V4H72ZM191 5V4H190ZM194 5V4H193ZM217 5V4H216ZM219 5V4H218ZM219 5V6H220ZM238 5V4H237ZM19 6V5H18ZM195 6V5H194ZM215 7V4H213L212 5V7ZM219 6H216V10L218 11H220V9H219ZM16 7V6H15ZM190 7V6H189ZM193 7V6H192ZM237 7V6H236ZM240 7V6H239ZM246 7V6H245ZM21 8V9H20ZM67 8V7H66ZM196 8V7H195ZM169 9V8H168ZM200 9V8H199ZM214 8H212V10H213ZM221 9H222V7H221ZM224 9H225V7H224ZM223 9V10H224ZM240 9H243V7H241ZM67 10V11H68ZM195 10L196 9H194V11L193 12H195ZM223 10H221V11H223ZM233 10V9H232ZM172 11V10H171ZM215 11V10H214ZM226 11V10H225ZM236 11H240V10H236ZM244 11V10H243ZM249 12V10H247L246 9V11L245 12ZM188 12V13H187ZM197 12V11H196ZM205 12V11H204ZM230 12H232V11H230ZM235 12V11H234ZM254 11L252 10V13H253ZM39 13V12H38ZM68 13H69V11H68ZM168 13H169V11H168ZM217 13V12H216ZM221 13V12H220ZM226 13V12H225ZM238 13V12H237ZM250 13V12H249ZM96 14V13H95ZM202 14V13H201ZM200 14V15H201ZM209 14V13H208ZM214 14H215V12H214ZM217 14H219V13H217ZM216 14V15H217ZM222 14H223V12H222ZM233 14V13H232ZM239 14V13H238ZM243 14H244V12L242 13V16H243ZM41 15V14H40ZM190 15H191V13H190ZM190 15H189V17L188 18H191L190 17ZM194 15V14H193ZM197 15V14H196ZM195 15V16H196ZM199 15V14H198ZM203 15V14H202ZM207 15V14H206ZM216 15H214L213 17L215 18V16ZM228 15H229V13H228ZM247 15V14H246ZM245 15V16H246ZM249 15V14H248ZM252 15V14H251ZM192 16V15H191ZM195 16H193L194 18H195ZM221 16V15H220ZM223 16H226V14L225 15H223ZM237 16V15H236ZM244 16V17H245ZM255 16V15H254ZM197 17V16H196ZM204 17V16H203ZM203 17H202V19H203ZM205 17H207V16H205ZM211 17V16H210ZM209 17V18H210ZM212 17V18H213ZM231 17V16H230ZM233 17V16H232ZM238 17H239V15H238ZM247 17V16H246ZM246 17H245V19H246ZM68 18H69V16H68ZM67 18V19H68ZM175 18V17H174ZM199 18V17H198ZM217 18V17H216ZM221 21L223 20V17L221 16ZM226 18H229V17H227L226 16ZM240 19H241V17H239ZM191 19H193V18H191ZM201 19V20H202ZM206 19V18H205ZM211 19V18H210ZM239 19V20H240ZM248 19V18H247ZM246 19V20H247ZM254 19V18H253ZM177 20V19H176ZM179 20V19H178ZM188 21H189V19H187ZM217 20H219V16H218V18L216 19V22H217ZM234 20V19H233ZM232 20V21H233ZM244 20V19H243ZM246 20H244L245 22H248V20L246 21ZM258 20V24L254 27V30H255V33H257V35H258V37H257V35H256V37H257V41H258V55H260V54H263L264 55V52H262V49L264 50V28L261 26L262 25V23H264V15H263V18H259V19H257ZM181 21V22H182ZM196 21V20H195ZM198 21H200V19L198 20ZM197 21V24L199 23ZM208 21V20H207ZM207 21H201L202 23H200V25H199V27L200 28H198L197 27V25L196 26H194V27H189L190 25H193L194 23V21L191 23V24H188L187 22H186V24H184L185 22H182V24H184L185 26H186V30L183 28V30H184V32L186 31L187 32V35H186V33H184L183 32V30H182V32L185 34V36L187 37L188 36V38H186L185 37V39H188V40H190V48H189V55H190V57H189V55H187L188 57H189V59H187V61L189 60V65H187L188 64V62L187 63H185V64H182L183 62H185V60H184V58H182V57H179V56H177V54L178 53H176V56H177V60L175 59V62L173 61V62H171V64L172 63H175V64H172L171 65V70H172V72H174V77L173 78H175V77H177L178 76V74H180V73H182L183 71H186V70H189L190 68H191V64H192V69H195L194 71L196 72V74H194L193 72H191V73H193V75H195V76H193V78H195V83H197L196 84V86H199V88L201 87V85H202V83H204V82H207V80L208 81H210V82H212V84H213V82L217 79L216 77H214L213 75H212V77L210 76L211 75V73H209V70L207 71V69H208V67H207V65H208V63H212L211 61H213L214 62V60H218L220 57H222V56H224V54H228V55H230L231 57L233 56V57H242L243 56V50H242V46H235L234 44H233V42L234 41H237L236 39H239L240 37H242V35L240 36V37H238V33L237 32H235L234 33V31L237 29L236 27V29L235 28H233L234 29V31L232 30V29H230V30H227L226 29V31L228 32V33H231V39H233V40H231L230 39V37L227 39L228 40V43L227 44H225L224 43V41L222 40L223 39V36H222V38L220 37L221 35H223L222 33H219V34H221L220 36H219V39L221 38V40L219 41V40H217V42L215 41V39L214 40H212V42H210V43H212L211 44V53H209V54H207L208 52L206 51V54L204 53V46H203V44L205 43V39L207 38L208 39V37H206L205 38V36H208V35H206V33H208V32H206V28L209 26L210 27V23H208ZM226 23H228L226 20H224ZM235 21V20H234ZM243 21V22H244ZM255 21H256V19H255ZM254 21V22H255ZM75 22H73V23H75ZM177 22H180V21H177ZM213 22H214V20H213ZM216 22H215V24H216ZM219 22V21H218ZM230 22H231V19H230ZM229 22V23H230ZM237 22V21H236ZM94 23V22H93ZM190 23V22H189ZM232 23V22H231ZM241 23V22H240ZM44 24V25H43ZM91 24H92V22H91ZM95 24V23H94ZM188 24V25H187ZM209 24V25H208ZM222 24V23H221ZM233 24V23H232ZM238 24V23H237ZM245 24H247V23H245ZM176 25H177V23H176ZM180 25V24H179ZM183 25V26H184ZM219 25V24H218ZM224 25V24H223ZM239 25V24H238ZM250 25H252V24H250ZM93 26V25H92ZM166 26H168L167 24H166ZM182 26V25H181ZM212 26V25H211ZM216 27H217V25H215ZM214 26V27H215ZM232 26V25H231ZM230 26V27H231ZM235 26V25H234ZM248 26H249V24H248ZM264 26V25H263ZM179 27V26H178ZM197 27V28H196ZM213 27V31H215V32H217L218 31V29L217 28H214ZM225 27V26H224ZM229 27V28H230ZM242 27V26H241ZM245 27V26H244ZM250 27V26H249ZM50 28V27H49ZM176 27H174V29H175ZM180 28V30L182 29L181 27H179ZM192 28V29H191ZM226 28V27H225ZM251 28V27H250ZM258 28V32L256 31V29ZM53 28H51L50 30H52ZM95 29V28H94ZM223 30L222 31H224V28H222ZM243 29V28H242ZM242 29H240L239 28V30H242ZM253 29V28H252ZM54 30V29H53ZM89 30H91V28L89 29ZM210 30H211V28H210ZM209 30V31H210ZM220 31H221V29H219ZM238 30V29H237ZM254 30H253V32H254ZM45 31V32H44ZM92 31V30H91ZM179 31V30H178ZM208 31V30H207ZM11 32V33H12ZM38 32V33H37ZM81 32H83V34H81ZM89 32V31H88ZM211 32V31H210ZM241 32V31H240ZM45 33V34H46ZM91 33V32H90ZM226 33V32H225ZM237 33V34H236ZM245 33V32H244ZM249 33V34H248ZM248 33H246L248 36L245 38L244 37V35H243V37L245 38L244 40L247 42L248 40H250L252 37H253V34H255V33H251V31L249 32L248 31ZM176 34H178L177 33V31H176ZM217 34V33H216ZM241 34V33H240ZM243 34V33H242ZM245 34V35H246ZM212 35H214L213 33H212ZM225 35V34H224ZM228 35V36H229ZM47 36V35H46ZM179 36H180V34H179ZM209 36H210V33H209ZM215 36V35H214ZM235 36H237L238 38H235ZM12 37V36H11ZM35 37H37L36 39H35ZM84 38H85V35L83 36ZM181 37H184L183 36V34L181 33ZM217 37V36H216ZM225 37V36H224ZM227 37V36H226ZM254 37H255V35H254ZM255 37V38H256ZM40 40H41V38H39ZM180 39V38H179ZM182 39V38H181ZM184 39V38H183ZM185 39L183 40V41H185ZM217 39V38H216ZM226 39V38H225ZM235 39V40H234ZM243 39V38H242ZM241 39V40H242ZM83 40H85V39H83ZM82 40V41H83ZM241 40H240V42H241ZM181 41V40H180ZM180 41H179V44H180ZM208 41V40H207ZM210 41V40H209ZM253 41V40H252ZM251 41V42H252ZM31 42V41H30ZM38 42V41H37ZM48 43H49V41H47ZM46 42V43H47ZM177 42V41H176ZM186 42V41H185ZM188 42L189 41H187V45H189L188 44ZM238 42V41H237ZM236 42V43H237ZM244 42V41H243ZM245 42V43H246ZM250 42V43H251ZM41 43H43L42 41H41ZM40 43V47H41V49H42V52H41V54L39 55L40 56V58H41V56L42 57H44L45 59H46V57L48 58V56L50 55V54H52V50H51V46L50 45H48V43L46 44V45H43V44H41ZM182 43H184V42H182ZM245 43H243V44H245ZM247 43H249V42H247ZM253 43V42H252ZM29 44V45H30ZM50 44V43H49ZM59 44V43H58ZM60 44H61V42H60ZM74 44V43H73ZM185 44V43H184ZM209 44V43H208ZM255 44H257V43H255L254 42V45ZM16 45H18V44H16ZM36 45V44H35ZM42 45L44 46V47H42ZM52 45V44H51ZM131 45V44H130ZM167 45V44H166ZM246 45V44H245ZM250 45H252V44H250ZM61 46V45H60ZM168 46V45H167ZM184 46V45H183ZM186 46V45H185ZM244 46V45H243ZM253 46V45H252ZM251 46V47H252ZM35 47H37V46H35ZM57 47V46H56ZM128 47V46H127ZM175 47H176V45H175ZM181 47V46H180ZM188 46H186L185 48H187ZM207 47V46H206ZM206 47H205V49H206ZM151 48V47H150ZM156 48V47H155ZM168 48V47H167ZM185 48H183V52H182V54L180 55V56H182V55H184L185 56V58H187L186 57V55L185 54H183V53H185L184 52V49ZM247 48V47H246ZM254 48H255V46H254ZM39 49V48H38ZM40 49V50H41ZM169 49V48H168ZM167 49V50H168ZM245 49V48H244ZM250 49V48H249ZM36 50V49H35ZM61 50V49H60ZM70 50V49H69ZM75 50V51H76ZM186 51H187V49H185ZM207 50V49H206ZM209 50V49H208ZM246 50V49H245ZM248 50V49H247ZM81 52L83 51V50H80ZM179 51V50H178ZM253 51V48H251V52ZM255 51V50H254ZM253 51V52H254ZM25 53H26V51H24ZM39 52V51H38ZM37 52V53H38ZM63 52V51H62ZM61 52V53H62ZM77 52V51H76ZM157 52V51H156ZM165 52V51H164ZM163 52V53H164ZM167 52V51H166ZM252 52V53H253ZM24 53V54H25ZM59 53V52H58ZM60 53V54H61ZM140 53V52H139ZM158 53V52H157ZM187 53V52H186ZM255 53V52H254ZM256 53H257V51H256ZM55 54V53H54ZM63 54V53H62ZM168 53H166L165 55H167ZM245 54V53H244ZM26 55V54H25ZM34 55H36V54H34ZM48 55V56H47ZM59 55V54H58ZM77 55H79L77 58H78V60H76V61H79L80 62V52H79V54H77ZM83 55V54H82ZM138 55V54H137ZM150 55V54H149ZM161 55V54H160ZM165 55H164V57H162V58H167V57H165ZM170 55V54H169ZM168 55V56H169ZM175 55V54H174ZM262 55V56H263ZM84 56V55H83ZM82 56V57H83ZM229 56V57H230ZM252 55H251V53H250V57H251ZM261 56V55H260ZM260 56L258 57L259 59H258V61L256 62V61H244V73L243 72H241L239 69V71L242 73H240L241 74V77L243 76V74H245L244 76L247 78H251V77H254V79H253V81L254 80H256L257 81V83L259 84L258 86H261V84L263 83V81H262V76H261V67L262 66H264V57L263 58H261L260 59ZM261 56V57H262ZM140 57V56H139ZM156 57H157V55H156ZM155 57V58H156ZM173 57H175V56H173ZM243 57H246V56H243ZM253 57H255L254 56V54H253ZM252 57V58H253ZM24 58V57H23ZM22 58V59H23ZM146 58V57H145ZM153 58V57H152ZM170 58L171 59H173L172 57H171V55H170ZM180 58H181V60L183 61V62H181V60H180ZM225 58H226V56H225ZM59 59V58H58ZM82 59V58H81ZM142 59V58H141ZM168 59V58H167ZM222 59H224V58H222ZM221 59V60H222ZM228 59V58H227ZM251 59V58H250ZM254 59V58H253ZM43 60V59H42ZM129 60V59H128ZM160 60V59H159ZM230 60V59H229ZM229 60H227L226 62H228ZM232 60V59H231ZM235 60V59H234ZM233 60V61H234ZM132 61V60H131ZM162 62H163V59L161 60ZM165 61V60H164ZM176 61H177V63H176ZM178 61H180L179 62V64H178ZM237 62H238V59L236 60ZM24 62H25V59H24ZM216 62V61H215ZM218 62H219V60H218ZM240 62V61H239ZM28 63V62H27ZM74 63V62H73ZM140 63H141V61H140ZM155 62H153V64H154ZM165 63H167V61L165 62ZM165 63H164V66H165ZM220 64L222 63V62H219ZM229 63H231V64H233L232 62H229ZM228 63V64H229ZM243 63V62H242ZM70 64V63H69ZM128 64H129V62H128ZM142 64V63H141ZM157 64H159V63H157ZM157 64H155L154 66H153V68L156 66V68H155V70L157 69ZM160 64H163V63H160ZM219 64V65H220ZM224 64V63H223ZM222 64V65H223ZM227 64V65H228ZM27 65H29V64H27ZM131 66L132 65H134V64H130ZM215 66H216V64H214ZM218 65V64H217ZM226 65V64H225ZM234 65H236V64H234ZM238 65H239V63H238ZM238 65H236V66H238ZM68 66V65H67ZM70 66V65H69ZM74 66V65H73ZM72 66V67H73ZM79 66H81V65H79ZM130 66V67H131ZM139 66V65H138ZM151 66V64H149V67ZM160 66V65H159ZM213 66V65H212ZM235 66V67H236ZM243 66V65H242ZM22 67V66H21ZM165 67H167V66H165ZM169 67H170V65H169ZM209 67H210V65H209ZM220 67V66H219ZM224 67V66H223ZM222 66H221V68H223ZM231 67H233V66H231ZM240 67V66H239ZM20 68V67H19ZM134 68V67H133ZM137 68V67H136ZM136 68H134V70H136ZM142 68V67H141ZM161 67H159V69H160ZM168 68V67H167ZM213 68V67H212ZM216 68H217V66H216ZM226 68V67H225ZM229 68H230V66H229ZM229 68H228V71H229ZM238 68V67H237ZM237 68H236V70H237ZM22 69H23V67H22ZM70 69V68H69ZM73 69V68H72ZM140 69V68H139ZM147 69V68H146ZM145 69V70H146ZM163 69V68H162ZM227 69V68H226ZM225 69V70H226ZM231 69V68H230ZM234 69V68H233ZM242 69V68H241ZM74 70V69H73ZM72 70V71H73ZM133 70V71H134ZM145 70H143V72H145L144 74H141V76H139V79H141V77H142V75H144L145 76V74H146V72H147V70H150L151 71V68L150 69H147L146 71ZM165 70V69H164ZM213 69H211V71H212ZM215 70V69H214ZM218 69H216V71H217ZM224 70V69H223ZM224 70V71H225ZM232 70V69H231ZM27 72H28V70H26ZM25 71V72H26ZM71 71V70H70ZM76 70H74L73 71V74L75 75V72ZM78 71H80V70H78ZM82 71V70H81ZM137 71V70H136ZM140 71V70H139ZM159 71V70H158ZM158 71L156 70V72L157 73H155V72H153L154 73V75L156 76L157 74H158ZM168 71H169V69H168ZM190 71V70H189ZM210 71V72H211ZM216 71H215V73H216ZM22 72V71H21ZM130 72V71H129ZM160 72H162V71H159V73ZM166 73H167V70L165 71ZM165 72H164V74H165ZM226 72H227V70H226ZM232 72V71H231ZM81 73V72H80ZM131 73V72H130ZM137 73V72H136ZM213 73H214V71H213ZM218 73V72H217ZM228 73V72H227ZM227 73H225L226 75H228ZM236 73V72H235ZM239 73V72H238ZM58 74V73H57ZM139 74V73H138ZM148 74V73H147ZM170 74H173V73H170ZM184 74V73H183ZM186 74V73H185ZM188 74V73H187ZM186 74V75H187ZM224 74V73H223ZM222 74V75H223ZM232 74H234V72L232 73ZM133 75H135V73L133 74ZM153 75V74H152ZM160 74H158V76L155 78V76H153L152 77V79L149 81V83L146 85L147 86V90L146 91H148V92H142V93H144L143 95V97L140 99L139 98V96L137 97V98H139L140 100H139V102H138V107H146L149 103H150V101L152 100V97L154 96V95H156V94H158V93H161V94H163V92L164 91H166V86L167 85H170L171 83H173V82H175L174 80H171V79H168L167 78V80H166V78H164V77H160L159 76ZM166 75V74H165ZM185 75V76H186ZM214 75H216V74H214ZM37 76V75H36ZM103 76V75H102ZM101 76V77H102ZM138 76H136V77H138ZM143 76V78L145 79L147 76H145L144 77ZM161 76H162V74H161ZM168 76V75H167ZM166 76V77H167ZM188 76H190V75H188ZM186 77V79L188 78L189 79V77ZM219 76V75H218ZM238 76V75H237ZM53 76H51V78H52ZM76 77V76H75ZM77 77H78V75H77ZM104 77V76H103ZM179 77V76H178ZM182 77V76H181ZM181 77L179 78L180 80H178V81H180L181 83H183V84H186V81H185V83L184 82H182L181 80ZM220 77H222L221 76V74H220ZM220 77H219V79H220ZM225 77L226 76H224V79H223V81L225 80ZM230 77H232V75L230 76ZM233 78V77H232ZM240 78V77H239ZM243 78V77H242ZM247 78V79H248ZM70 79V78H69ZM73 79V78H72ZM134 79V78H133ZM137 79V78H136ZM185 79V80H186ZM213 79H214V81H213ZM228 79V78H227ZM227 79L225 80V82H226V85H225V87L227 86ZM230 79V78H229ZM235 79V78H234ZM63 81H65L64 79H62ZM68 80V79H67ZM124 80V79H123ZM190 80L192 81L193 79H189V82H190ZM231 80V79H230ZM235 80H237L238 81V77H237V79H235ZM240 80V79H239ZM246 80V79H245ZM249 80V79H248ZM252 80V79H251ZM57 81H59V80H57ZM71 81V80H70ZM74 81V80H73ZM177 81V82H178ZM188 81V80H187ZM234 80L232 79L231 81H229V82H233ZM244 81V80H243ZM69 82V81H68ZM72 82V81H71ZM123 82V81H122ZM126 82V81H125ZM139 82V81H138ZM179 82V83H180ZM189 82H187V84H189ZM217 82V81H216ZM220 82H221V80H220ZM235 82V81H234ZM60 83V82H59ZM66 83V82H65ZM134 83V82H133ZM176 83V82H175ZM180 83V85L182 86V84ZM223 83V82H222ZM237 83V82H236ZM235 83V84H236ZM66 84H68V83H66ZM141 84V83H140ZM176 84H178V83H176ZM176 84H174V85H176ZM193 83H191L190 82V85H192ZM206 84V83H205ZM211 84V85H212ZM217 84V83H216ZM229 85H230V83H228ZM238 84V83H237ZM242 84V83H241ZM246 83L244 82V85H245ZM76 85V84H75ZM80 85V84H79ZM142 85H145V84H142ZM172 85V84H171ZM234 85V84H233ZM243 85V84H242ZM66 86V85H65ZM68 86H69V84H68ZM124 86V85H123ZM129 86V85H128ZM131 86H132V84H131ZM188 86V85H187ZM195 86V85H194ZM207 86H209V85H207ZM219 86V85H218ZM81 87V86H80ZM98 87V86H97ZM101 88H102V85L100 86ZM119 87V89L121 88L120 86H118ZM125 87V86H124ZM130 87V86H129ZM129 87H127V88H129ZM137 86H135V88H134V90L133 91H136V88ZM141 87H143V86H139L138 88L140 89ZM168 87V86H167ZM173 87V86H172ZM180 87V86H179ZM209 87H211V86H209ZM228 87H230V86H228ZM233 87V86H232ZM234 87H236V86H234ZM246 87V86H245ZM123 88V87H122ZM126 88V87H125ZM132 88V87H131ZM131 88H129V89H131ZM132 88V89H133ZM208 88V87H207ZM214 88H216V87H214ZM227 88V87H226ZM225 88V89H226ZM237 88V87H236ZM236 88H234V89H236ZM244 88V87H243ZM82 89V88H81ZM114 89V88H113ZM119 89H117L118 91H119ZM138 89V91L137 92H139L140 90ZM144 89V88H143ZM170 89V88H169ZM168 89V90H169ZM174 89V88H173ZM176 89V88H175ZM181 90L183 89V87H181L180 88ZM184 89H185V87H184ZM205 89H206V87H205ZM221 89V87L219 88V89H217V90H220ZM233 89V88H232ZM232 89H230L231 90V92H232ZM242 89V88H241ZM102 90V89H101ZM124 88H123V92H124ZM177 90H179V88L177 89ZM180 90V91H181ZM201 90H202V88H201ZM216 90V89H215ZM216 90V91H217ZM238 90V89H237ZM236 90V91H237ZM116 91V90H115ZM122 90H120V92H121ZM127 91H129L128 89H127ZM131 91V90H130ZM142 91V90H141ZM195 88H194V91L193 90H191L190 92L191 93H188V94H186V95H184V101L180 104V106L179 107H181V106H187V107H189L190 108V111L191 110H193V111H195V113L197 114V116H195V118L197 117V118H199V121H202V122H204V126H205V129H203V130H205V133H204V131L202 130V134L203 135H205L206 137H204V136H200V139L201 138H206L207 139V137H208V139H213V140H211V141H215L214 140V137H216L215 136V134H216V132H217V130H216V125L218 124H216L215 122L217 121V119H219V118H217V119H215V114H214V112H215V110L214 109H216L215 107V103L216 104H218V102H215V100H212L211 102L209 101V103H208V100L206 99V97L209 95L207 92V96L205 97V98H203V97H201L200 96V94H198L197 93V91H196V94H193L192 95V93L194 92L195 93ZM207 91V90H206ZM215 91V92H216ZM223 91H224V93H225V90L223 89ZM104 92V91H103ZM179 92V91H178ZM209 92V91H208ZM213 92V91H212ZM211 92V93H212ZM214 92V93H215ZM218 92H220V91H218ZM217 92V93H218ZM222 92V91H221ZM136 93V92H135ZM141 93V94H142ZM165 93V92H164ZM169 92H167V94H168ZM177 93V92H176ZM200 93V92H199ZM206 93L204 94V95H206ZM213 93V94H214ZM238 93V92H237ZM39 93H38V91L36 90V89H32V90H30L29 91V94L27 95V96H36V95H38ZM102 94H104V93H102ZM121 94V93H120ZM130 94V93H129ZM128 94V95H129ZM131 94H133V93H131ZM131 94L129 95V97L131 96ZM140 94V93H139ZM166 94V93H165ZM166 94V95H167ZM172 94V93H171ZM178 94V93H177ZM181 94V93H180ZM219 94V93H218ZM218 94H217V96H218ZM234 95H235V97H237L236 95L237 94H235V92L233 93ZM122 95V94H121ZM120 95V96H121ZM176 94H174V96H175ZM214 95H216V94H214ZM228 95V94H227ZM135 96H137V95H135ZM162 96V95H161ZM161 96H159V98H163V97H161ZM168 96V95H167ZM166 96V97H167ZM173 95L172 96H168L169 98H173L174 97ZM210 96V95H209ZM226 96V95H225ZM229 96V95H228ZM232 96V95H231ZM104 97V96H103ZM111 97H113V94H112V96ZM114 97H116V96H114ZM113 97V98H114ZM122 97V96H121ZM129 97H127L128 98V100L131 102V97L129 98ZM141 97V96H140ZM155 97V96H154ZM167 97V98H168ZM180 97V96H179ZM219 97H221V96H219ZM222 97H223V95H222ZM113 98H112V100H113ZM118 98V97H117ZM117 98L115 99V101L117 100ZM125 98H126V96H125ZM166 98V99H167ZM176 98V97H175ZM210 98H211V96H210ZM230 98V97H229ZM238 98V97H237ZM80 99V98H79ZM92 99V98H91ZM109 99V98H108ZM135 99V98H134ZM178 99V98H177ZM209 99V98H208ZM224 99H226V98H224ZM223 99V100H224ZM241 99V98H240ZM239 99V100H240ZM112 100H109V101H112ZM125 100V99H124ZM127 100V99H126ZM127 100V101H128ZM155 100V99H154ZM153 100V101H154ZM160 100V99H159ZM168 100V99H167ZM170 100V99H169ZM211 100V99H210ZM239 100H237V101H239ZM96 101V100H95ZM108 100H107V102H109ZM161 101V100H160ZM166 101V100H165ZM172 102H173V99L171 100ZM182 101V100H181ZM226 101H227V99H226ZM243 101V100H242ZM247 101V100H246ZM91 102H94L93 100L91 101ZM129 102V103H130ZM133 102V101H132ZM136 102H137V100H136ZM156 102V101H155ZM179 102V101H178ZM219 102H221V100L219 101ZM223 102V101H222ZM221 102V103H222ZM241 102V101H240ZM112 103H114V105H115V103L116 102H112ZM128 103V104H129ZM134 103H135V101H134ZM152 103V102H151ZM161 103L162 104H164V102H163V99H162V101H161ZM220 103V104H221ZM100 104V103H99ZM110 104V103H109ZM121 104H122V102H121ZM136 104V103H135ZM160 104V103H159ZM159 104H158V106H159ZM172 104V103H171ZM171 104H169V105H171ZM89 105V104H88ZM106 105H108V103L106 104ZM106 105H105V107H106ZM113 105V104H112ZM119 105V104H118ZM131 105H132V103H131ZM150 105V104H149ZM168 104H166V105H164L163 106V108L166 110H164L165 112H166V114H167V109H169V106ZM179 105V104H178ZM240 105V104H239ZM242 105V104H241ZM92 106V105H91ZM99 106V105H98ZM97 106V107H98ZM129 106V105H128ZM133 106V105H132ZM153 106V105H152ZM151 106V107H152ZM209 106H211V107H209ZM221 105H219V107H220ZM236 106H237V104H236ZM85 107V106H84ZM112 107H114L113 109L114 110H116V107L115 106H112ZM130 107V106H129ZM151 107H149L148 106V108H150L151 109ZM155 107V106H154ZM176 107V106H175ZM178 107V108H179ZM219 107H217L218 109H219ZM89 107L87 106V109H88ZM107 108V107H106ZM106 108H104L105 110H106ZM128 108V107H127ZM137 108V107H136ZM135 108V109H136ZM148 108H146V109H148ZM158 109H161L160 107H157ZM162 108V109H163ZM189 108H188V110H189ZM237 108V107H236ZM86 108H84V110H85ZM100 109V108H99ZM103 109V110H104ZM112 109V108H111ZM112 109V110H113ZM121 109V106H119V108H117V110L116 111H119ZM123 109V108H122ZM133 109H134V107H133ZM140 109V108H139ZM150 109H148V111L150 110ZM155 109H156V107H155ZM180 109H184V108H180ZM179 109V110H180ZM107 110L108 111H110V109H108L107 108ZM111 110V111H112ZM127 110V112H128V110L129 109H126ZM126 110H124V111H126ZM185 110V109H184ZM234 110V109H233ZM86 111V110H85ZM111 111H110V113H111ZM123 111V110H122ZM130 111H132L131 109H130ZM129 111V112H130ZM138 111V109L136 110V112ZM146 111V110H145ZM148 111H147V113H148ZM152 111V110H151ZM150 111V112H151ZM154 111V110H153ZM152 111V112H153ZM162 111V110H161ZM94 113H95V111H93ZM126 112V113H127ZM134 112H135V110H134ZM133 112V113H134ZM136 112H135V114H136ZM144 112V111H143ZM142 112V114H144ZM148 113L149 115H151V114H154V112L153 113ZM158 112V111H157ZM159 112H160V110H159ZM163 112V111H162ZM161 112V113H162ZM171 112V111H170ZM169 112V113H170ZM178 112V111H177ZM177 112H172V114H173V116H175V117H177L176 116V114H177ZM185 112H187V111H185ZM217 112H218V110H217ZM86 113V112H85ZM89 113H91V111H90V109H89ZM99 113H100V110H99ZM99 113L97 114V115H99ZM107 114H103V115H108V113L109 112H106ZM113 114H114V111L112 112ZM121 113V112H120ZM123 113H125V112H123ZM138 114H141V112H137ZM181 113V112H180ZM188 113H189V111H188ZM93 114V113H92ZM96 114V113H95ZM171 114V113H170ZM219 114V113H218ZM86 115V114H85ZM100 115H101V113H100ZM111 115V114H110ZM115 115H117L116 117H118V112H116L113 116H115ZM126 115V114H125ZM147 115V114H146ZM164 115V114H163ZM168 115V114H167ZM181 115V114H180ZM109 116V115H108ZM108 116H106V117H108ZM121 116V115H120ZM119 116V117H120ZM123 116V115H122ZM129 116V115H128ZM133 116V115H132ZM141 116H143L144 117V115H140L139 116V118L136 116V121H139V120H141V122L145 119H143V117H142V119H140L141 118ZM155 116L157 117V113L155 114ZM162 116V115H161ZM170 116V115H169ZM183 116V115H182ZM185 116V115H184ZM187 116V115H186ZM190 116V115H189ZM95 117V116H94ZM97 117V116H96ZM106 117L104 118L103 117V120L104 119H106ZM148 117V116H147ZM153 117V116H152ZM85 118V117H84ZM90 118L91 119H93V117H92V115L90 116ZM99 118V117H98ZM110 118V117H109ZM109 118H107L105 121H103L101 118V120L103 121V122H106ZM129 118H130V116H129ZM139 120H138V119ZM148 118H150V117H148ZM165 118V117H164ZM163 118V119H164ZM169 117H167L166 119H168ZM174 118V117H173ZM184 118V117H183ZM189 119L191 118V117H188ZM221 118V117H220ZM86 119V118H85ZM96 119V118H95ZM100 119H98L99 121H100ZM117 119V118H116ZM121 119V118H120ZM128 119V118H127ZM133 120V117H131L130 118V121H132ZM155 119V118H154ZM165 119V120H166ZM171 119V118H170ZM176 119V118H175ZM177 119H178V117H177ZM176 119V120H177ZM261 119H263V118H261ZM97 120V119H96ZM95 120V121H96ZM110 120V119H109ZM134 120V121H135ZM151 119H149V120H147V121H150ZM152 120H153V118H152ZM181 120V119H180ZM194 120V119H193ZM192 120V121H193ZM240 120V119H239ZM239 120H238V123H239ZM243 120V119H242ZM242 120L240 121L241 123H239V124H235V125H233L232 127L231 126H229V125H231L230 123H232V122H228L229 123V125H228V127H229V130L231 129V133L233 134H231L230 136H229V132H228V130H225L224 132H223V134H222V136H221V140L219 141V142H216V143H220L222 146H223V150H225L226 152H224V154L226 153L228 156H229V161H227V164L225 165V168H224V174H223V176H222V179L223 180H221V182L222 183H226V184H197V182H196V184H187V182L185 183V184H183V183H176L175 181H176V176L174 175V174H172V173H170V172H168L167 173V175L165 176V178H159V179H156L157 181H156V184H154L155 182H153L152 184H131V182H130V184H128L129 183V181H131V179H133V177L134 176H132L131 177V179L128 177V179H130L129 181H128V183H127V181H126V183L125 184H119V182H114V181H110L108 184H105V183H98V185L96 186V185H93L92 184V187L89 185V184H84V183H87V179H89V177H91V176H93V175H91V176H89V177H87V179H85V177H84V174H82L83 175V179L81 180L80 179V177L79 176H81V175H79V173H80V171H81V169H79V170H75V169H72V170H68V171H65V172H61V171H59V170H61L62 169V163L63 162H61L62 161V158H63V154H64V152L61 150V149H59V150H56L55 151V154H58V156L60 157H58L59 158V161H55V157L53 158L52 156H49V157H37V158H35V159H31L32 160V162H31V164L30 165H32V168L33 169H42V171H43V174H45L46 172H47V170L52 166V165H56V166H54V167H56V169L58 170H56V173H53V174H51V175H49L48 176V173L53 169V167H51L52 169L50 170V171H48L46 174H47V178L48 179H50V184L48 183L49 181H46L47 180V178H46V180L44 179L43 181H46L47 182V184H44V185H48L49 184V186L51 185V183H52V186H54V187H52V188H50L52 191H49V188L48 187H46V188H48V192H46L47 194L49 193V192H53V188H54V193H55V191L57 192V193H59V194H62V192H65L63 195H64V199H66V202H64V203H67V200L68 199H70L71 197H72V199L74 200V202H77L78 203V205H79V207H80V210H79V212L77 213V214H75L74 213V215L72 214V216H70V217H68L69 219L68 220H66V219H64V218H62V219H64V221H67V222H64L63 220H62V222H60V223H58V226H57V228H53V230H52V233H51V235H52V237H51V239H50V241L48 242V239H47V242H48V245H47V247H45L44 245H42L41 244V247H39L38 249H39V251L43 248V246H44V249L46 248V250L44 251V252H37V250H36V253L34 252V254L33 255H31L30 253H28V251H27V253L28 254H30L32 257L30 258V256L27 258V257H21V253H24V249L23 250H21V249H19L20 247H23V246H25V245H23V246H20L19 248H15L14 247V244L17 242V240H15L16 238H19L20 236H18L17 235V233L18 232H16V231H18V229L19 228H17V227H19L17 224H15V225H17V227H14V226H11L10 227V229H9V227H8V229H6V230H8V232H5V229H3L4 230V235H3V230H2V232H1V234H2V236H1V238L3 237V236H5V239H3L1 242H0V255H1V253L2 254H4V253H6L7 252V254H9L10 252H11V250H13L14 248L16 249V253H17V251H18V255L17 256H15L14 258L15 259H17L18 261H20V264H236V262H237V258H236V256H235V248L236 247H238V245H239V241H240V239L244 236V234H245V232L247 231V229H248V227H247V225L246 224H249L250 222H253V221H255V219H258V221H256V224H255V231H259L260 233L262 232V228H263V226H264V169H262V165L260 166L259 165V163H258V161L261 159V158H257L256 157V155H255V153H254V151L253 150H255V149H259L260 147H264V141L262 142H259V144L256 146V147H254V148H252V145L249 143L250 141H251V139L249 140L245 135H242V134H240L242 131H245L247 128H249L250 126L249 125H247L246 124V122H247V120H246V122H242ZM256 120H259L260 121V123L262 124H264V119L263 120H260V119H256ZM119 121V120H118ZM123 121V120H122ZM127 121H129V120H127ZM129 121V122H130ZM146 121V120H145ZM161 121H162V119H161ZM174 121V125H175V120H173ZM187 121V120H186ZM195 121V120H194ZM194 121H193V123H194ZM198 121V120H197ZM101 122V121H100ZM110 122V121H109ZM108 122V123H109ZM125 122H126V120H125ZM129 122L127 123L128 125H130L129 127H128V129H130L131 128V123L133 122H130V124H129ZM159 122V121H158ZM163 122V121H162ZM161 122V123H162ZM165 122V121H164ZM169 122H172L171 120L169 121ZM184 122V121H183ZM182 122V123H183ZM196 122V121H195ZM201 122V123H202ZM224 122V121H223ZM222 122V123H223ZM236 121H234V123H235ZM255 122H257V121H255ZM94 123V122H93ZM98 123V122H97ZM96 123V124H97ZM107 123V124H108ZM115 123V122H114ZM116 123H117V121H116ZM115 123V124H116ZM119 123H120V121H119ZM140 123V122H139ZM151 123V122H150ZM182 123H181V125H182ZM192 123V122H191ZM191 123L189 124L188 123V125H190V126H192L191 125ZM197 123H199V122H197ZM225 123V122H224ZM237 123V122H236ZM250 123V122H249ZM248 123V124H249ZM99 124V123H98ZM97 124V125H98ZM102 124V126H103V124L104 123H100V125ZM122 124V123H121ZM124 124V123H123ZM126 124V123H125ZM124 124V125H125ZM143 124H146V122L145 123H143ZM152 124V123H151ZM154 124V123H153ZM169 124H171V123H169ZM255 124V123H254ZM261 124H258V122L255 124V126H254V129L256 130V129H258V126L259 125H261ZM99 125V126H100ZM106 124H104V126H105ZM134 125V124H133ZM132 125V127H134ZM135 125H137L136 124V122H135ZM149 125V124H148ZM156 125H157V123H156ZM158 125H160L161 126V124H158ZM163 125V124H162ZM184 125V124H183ZM186 125V124H185ZM187 125V126H188ZM219 125H221V123H219ZM224 125V124H223ZM223 125H221V126H223ZM111 126H112V124H111ZM111 126H110V128H111ZM117 126H118V124H117ZM126 126V125H125ZM147 126V125H146ZM150 126H153V125H150ZM164 126H166V125H163V127ZM194 126H196V125H194ZM199 126V125H198ZM203 126V127H204ZM221 126H219V127H221ZM227 126V125H226ZM249 126V127H248ZM262 126V125H261ZM108 127V126H107ZM124 127V126H123ZM157 127V126H156ZM156 127H154V128H156ZM167 127V126H166ZM176 127V126H175ZM186 127V126H185ZM197 127V126H196ZM195 127V128H196ZM201 127V126H200ZM199 127V128H200ZM225 127V126H224ZM252 127V126H251ZM114 128V127H113ZM117 128V127H116ZM119 128H121V127H119ZM125 128V127H124ZM123 128V130H125ZM137 128V127H136ZM147 128V127H146ZM149 128V127H148ZM152 128V127H151ZM169 128V127H168ZM178 128V127H177ZM187 128V127H186ZM191 128V127H190ZM190 128H188V129H190ZM192 128H194L193 126H192ZM198 128V127H197ZM222 128V127H221ZM233 128V129H232ZM253 128V127H252ZM118 129V128H117ZM122 129V128H121ZM141 129H143V127L141 128ZM141 129H140V131H141ZM159 129V128H158ZM161 129H162V127H161ZM166 130H167V128H165ZM164 129V130H165ZM170 129V128H169ZM187 129V130H188ZM223 129V128H222ZM227 129V128H226ZM104 130V129H103ZM108 130V129H107ZM114 129H110V130H108V132L110 133V132H112ZM138 131H139V127H138V129H137ZM175 129L173 128V131H174ZM182 130V129H181ZM186 130V131H187ZM250 130V129H249ZM91 131V130H90ZM116 131V130H115ZM118 131V130H117ZM126 132H127V130H125ZM124 131V132H125ZM136 131V130H135ZM139 131V132H140ZM162 131V130H161ZM176 131V130H175ZM174 131V132H175ZM193 131V130H192ZM195 131H197V130H195ZM99 132H101V130L99 131ZM114 132V131H113ZM123 132V131H122ZM137 132V131H136ZM146 132V131H145ZM147 132H148V130H147ZM157 132H159V131H157ZM178 132V131H177ZM190 132H191V129H190ZM220 132V131H219ZM218 132V133H219ZM234 132V133H233ZM251 132H252V130H251ZM93 133V132H92ZM97 133V132H96ZM141 133V132H140ZM144 133V132H143ZM143 133H141L142 135H143ZM150 133H153V131H151ZM162 133V132H161ZM160 133V134H161ZM187 133H188V131H187ZM193 133V132H192ZM222 133V132H221ZM236 133V134H235ZM239 133V134H238ZM104 134H107V133H105V131H104ZM111 134H114V133H111ZM126 134V133H125ZM135 135H136V133H134ZM140 134V135H141ZM148 134V133H147ZM146 134V137L149 135H147ZM154 134H156L155 132H154ZM165 134V133H164ZM163 134V135H164ZM170 134H172V133H170ZM183 134V133H182ZM184 134H185V132H184ZM252 134V133H251ZM129 134H127V136H128ZM141 135V136H142ZM169 135V134H168ZM173 135H174V133H173ZM190 135H192V134H190ZM200 135V134H199ZM198 135V136H199ZM219 135H220V133H219ZM98 136V135H97ZM119 136H121V134L119 135H117V138L113 141V142H107V143H105V145H101V150H99L98 151V157H97V155H87V156H84V157H81L80 155H79V153L77 154L78 156H80V157H78V156H75V154L72 152V154H73V159H75V157H77L75 160H77L75 163L76 164H78L79 162H80V164H81V166L82 165H84V167H83V172L85 173V174H92V173H94L95 172V170H97L99 173H100V175L99 176H102V174H103V172L105 173L106 172V170L108 171H111V172H114V176L115 177H119L120 178V180L123 182V180H124V172H125V170L128 168V167H131V166H133L132 165V163L130 164V162L132 161V159H133V157L134 156H136V154H134L133 155V153H134V149L132 148V150H133V153H132V155H133V157H131L132 159H130V154H128L127 152H126V150H125V148L123 149V151L124 152H126L125 153V155H129V159H130V162H129V160H128V165H127V163L125 162V161H123V160H121L120 161V159L121 158H118V156H119V154H117V156L116 155H114V152H113V154H111L109 151V155H106L105 154V152H103V151H105V148L108 146V145H112L113 144V146H115V143H117L118 141H119V139L121 138V137H119ZM131 136V138H132V134L130 135ZM139 136V135H138ZM178 136V135H177ZM180 136V135H179ZM186 136V135H185ZM188 136V135H187ZM197 136V135H196ZM111 137V136H110ZM123 137H124V135H123ZM137 137V136H136ZM140 137V136H139ZM144 137H145V135L143 136V139H144ZM150 137V136H149ZM154 137H158V136H154L153 135V139H154ZM161 137V136H160ZM165 137V136H164ZM163 137V138H164ZM168 137V136H167ZM166 137V138H167ZM190 137V136H189ZM112 138V137H111ZM114 138V137H113ZM128 138V137H127ZM134 138V137H133ZM148 138V137H147ZM169 138V137H168ZM178 138V137H177ZM193 138V137H192ZM218 138V137H217ZM75 139V138H74ZM74 139H73V141H74ZM97 139V138H96ZM99 139V138H98ZM125 138H123V139H121V140H124ZM135 139V138H134ZM139 139V138H138ZM137 139V140H138ZM151 139V138H150ZM156 139V138H155ZM179 139V138H178ZM182 139V138H181ZM184 139L186 140V138L184 137ZM184 139H182V141H183V143H184ZM189 139H191V138H189ZM207 139V140H208ZM76 140V139H75ZM93 140V139H92ZM136 140V141H137ZM140 140H142L141 138H140ZM145 140V139H144ZM147 140V139H146ZM145 140V141H146ZM168 140V139H167ZM177 140V139H176ZM196 140H199V139H197V137H196ZM94 141V140H93ZM96 141V140H95ZM102 141V140H101ZM125 141V144L127 143V141H126V139L124 140ZM151 141H153V140H150V142ZM159 141V140H158ZM162 141V140H161ZM179 141V140H178ZM192 140H190V142H191ZM201 141H203L202 139H201ZM210 141V142H211ZM128 142H129V140H128ZM131 142H133V141H131ZM130 142V143H131ZM135 142V141H134ZM133 142V144H138L139 145V143H138V141L137 142H135L134 143ZM142 142H144V141H142ZM150 142H148V143H150ZM168 142V141H167ZM188 141L186 140V143L185 144H188L187 143ZM192 142H194V144H195V141H192ZM200 142V141H199ZM198 142V143H199ZM210 142H209V144H210ZM27 143V142H26ZM124 143V142H123ZM141 143V142H140ZM147 143V144H148ZM162 143V142H161ZM165 143V142H164ZM163 143V144H164ZM170 143V142H169ZM182 143V145H183V147L184 146H187V145H185V144H183ZM30 144V143H29ZM28 143H27V146H28V148H29V146H31V145H29ZM70 144V143H69ZM73 144V143H72ZM118 144V143H117ZM129 144V143H128ZM141 144H143V143H141ZM166 144V143H165ZM168 144V143H167ZM201 144V143H200ZM199 144V145H200ZM207 144V143H206ZM213 144H214V142H213ZM25 145V144H24ZM79 145V147H80V143L78 144ZM87 144H85V146H86ZM145 145V144H144ZM150 145H152V144H150ZM158 145H160V143H158ZM157 145V146H158ZM162 145V144H161ZM171 145V144H170ZM173 145V144H172ZM190 145H193L192 143L191 144H189L188 145V147H190ZM203 145V144H202ZM202 145L200 146V148L202 147ZM208 145V144H207ZM212 145V144H211ZM215 145V144H214ZM27 146H25L26 148H27ZM70 146H71V144H70ZM90 146V145H89ZM89 146H88V148H89ZM98 146V145H97ZM129 146V145H128ZM135 146H137V145H135ZM141 146V145H140ZM156 145H154V147H155ZM169 146V145H168ZM198 146V145H197ZM220 146V145H219ZM72 147V146H71ZM77 147V146H76ZM100 147V146H99ZM98 147V148H99ZM123 147V146H122ZM130 147H133L132 146V144H131V146ZM143 147V146H142ZM172 147V146H171ZM182 147V148H183ZM194 147V146H193ZM196 147V146H195ZM233 147H236L235 149V152L237 153V154H235L236 156H234V154L230 151ZM27 148V149H28ZM62 148V147H61ZM78 148V147H77ZM87 148V147H86ZM86 148H84V149H86ZM108 148V147H107ZM113 148V147H112ZM115 148H117V146L115 147ZM150 148V147H149ZM158 148V147H157ZM159 148H160V146H159ZM163 148H165V147H163ZM174 148H175V146H174ZM191 148V147H190ZM190 148H186L185 149V147H184V151L185 150H187L184 154L186 155V157L184 156V158L186 159V158H188L187 157V155H189L187 152H189L188 150L190 149ZM209 148V147H208ZM215 148H216V146H215ZM79 149H81V148H79ZM118 149V148H117ZM116 149V150H117ZM120 149V148H119ZM131 149V148H130ZM130 149H128V150H130ZM154 149V148H153ZM169 149V148H168ZM177 149V148H176ZM203 149V147L201 148V152L197 155V157L198 158H200V157H202L203 155H207V151L205 152V150H202ZM212 149V148H211ZM213 149H214V146H213ZM75 150V149H74ZM78 150V149H77ZM76 150V151H77ZM91 150V149H90ZM103 150V151H102ZM115 150V149H114ZM136 150V149H135ZM148 150V149H147ZM145 148H139L138 149V151L140 152L139 153V155L138 156H140L142 153L145 155V151H147ZM156 150V149H155ZM160 150V149H159ZM167 150V149H166ZM165 150V151H166ZM169 150H171V149H169ZM198 150V149H197ZM67 151V150H66ZM81 151V150H80ZM85 151V150H84ZM137 151V150H136ZM151 151H153L152 150V148H151ZM161 151H163V149L161 150ZM165 151H164V153H165ZM175 151V150H174ZM179 151V150H178ZM183 151V152H184ZM214 151V150H213ZM233 151V150H232ZM71 152V151H70ZM82 152H83V150H82ZM90 152V151H89ZM92 152V151H91ZM106 152H107V150H106ZM107 152V153H108ZM112 152V151H111ZM132 152V151H131ZM159 152V151H158ZM157 152V153H158ZM168 152V151H167ZM171 152H172V150H171ZM170 151H169V153H171ZM182 151H181V153H183ZM212 152V151H211ZM231 152V153H230ZM116 153V152H115ZM137 154H138V152H136ZM153 153V152H152ZM156 153V154H157ZM173 153V152H172ZM175 153V152H174ZM179 153H180V151H179ZM179 153H177V154H179ZM187 153V154H186ZM209 153H210V151H209ZM208 153V154H209ZM222 153V152H221ZM88 154H90V153H88ZM122 154V153H121ZM149 154V153H148ZM148 154H146V155H148ZM155 154V153H154ZM176 153H175V155L176 156H178ZM194 154L195 153H193V155L192 156H194ZM220 154V153H219ZM223 154V153H222ZM144 155H143V157H141L142 159L144 158L145 159V157H144ZM151 155V154H150ZM149 155V156H150ZM153 155V154H152ZM158 155V154H157ZM159 155H161V154H159ZM159 155H158V157H159ZM180 155V157L179 158H181V155H183V154H179ZM190 155H191V152H190ZM211 155H212V153H211ZM39 156H41V155H39ZM64 156H65V154H64ZM100 156V157H99ZM116 156V157H115ZM138 156H137V158H136V160L138 159ZM166 156V155H165ZM168 156V155H167ZM170 156V155H169ZM173 156H174V154H173ZM204 156V157H205ZM222 156V155H221ZM67 157V156H66ZM71 157V158H72ZM94 157H97V158H94ZM152 157V156H151ZM151 157H148L149 158V160H151L152 158ZM155 157V156H154ZM191 157V156H190ZM197 157L196 158H192V160L194 159H197ZM57 158V159H58ZM71 158L70 159H67L68 160V162H69V160H71ZM151 158V159H150ZM165 158V157H164ZM164 158H162V159H164ZM178 158V157H177ZM209 158V157H208ZM60 159H61V161H60ZM63 159H66V158H63ZM123 159V158H122ZM128 159V158H127ZM159 159V158H158ZM161 159V160H162ZM166 160H167V158H165ZM170 159V158H169ZM181 159H183V156H182V158ZM184 159V160H185ZM221 159V158H220ZM224 159H226L225 157H224ZM148 160V161H149ZM155 160V159H154ZM157 160V159H156ZM160 160V161H161ZM173 160V159H172ZM175 160H178V159H175ZM173 161V162H176V161ZM188 160H189V158H188ZM222 160H223V156H222ZM141 160H138V162L139 163H137V164H139L140 165V162ZM146 161H147V158H146ZM146 161H144V164H145V162ZM158 162H159V160H157ZM156 161V162H157ZM185 161H187V160H185ZM197 161L198 160H195L194 162L195 163H197ZM223 161H225V160H223ZM225 161V162H226ZM30 162V161H29ZM70 162H72V161H70ZM132 162H135L134 160L132 161ZM150 162V161H149ZM181 162V164L184 162H182V160L180 161ZM179 161H178V163H180ZM193 162V161H192ZM213 162V161H212ZM67 163V162H66ZM161 163H162V161H161ZM170 163H171V161H170ZM177 163V164H178ZM204 163H205V160H204ZM224 163V162H223ZM64 165H65V162L63 163ZM68 164V163H67ZM74 164V163H73ZM130 164V165H129ZM136 164V163H135ZM153 164V163H152ZM152 164H151V166H152ZM157 163H155V166H157L156 165ZM164 164H167V163H165L164 162ZM163 163L161 164V166L162 165H164ZM184 164V163H183ZM182 164V165H183ZM206 164V163H205ZM225 164V163H224ZM70 165V164H69ZM71 165H72V163H71ZM70 165V166H71ZM139 165H136L137 166V170L139 169L140 170V168L138 167ZM143 165V164H142ZM142 165H140V167L142 166ZM149 165H150V163H149ZM160 164H158V166H159ZM170 165V164H169ZM172 165V164H171ZM174 166H176L175 165V163L173 164ZM194 165H196V164H194ZM211 165V164H210ZM210 165H208V167L210 166ZM215 165V162H214V164H212V166H214ZM219 165V164H218ZM228 165V166H227ZM238 165V168H237V173L234 175V173H232L231 171H230V169H232V168H236V166ZM73 166H75V165H73ZM80 166V165H79ZM128 166V167H127ZM146 166V165H145ZM144 166V167H145ZM161 166H159V169H162V168H160ZM180 166V165H179ZM178 166V167H179ZM193 166V165H192ZM203 166H205V165H203ZM211 166V167H212ZM217 166V165H216ZM28 167H31V166H28ZM133 167H135V166H133ZM133 167H131V169L133 168ZM147 167H149V166H147ZM167 167V166H166ZM182 167H184V166H182ZM194 167V166H193ZM198 167V166H197ZM215 167V166H214ZM213 167V168H214ZM219 167V166H218ZM224 167V166H223ZM75 168V167H74ZM78 168V167H77ZM98 168V169H97ZM141 168H143V167H141ZM171 168V167H170ZM213 168H212V170H213ZM29 169V168H28ZM32 169V170H33ZM71 169V168H70ZM129 169V168H128ZM130 169V170H131ZM134 169V168H133ZM144 169V168H143ZM143 169H141L140 171H141V174L143 173V175L145 174V172H142L143 171ZM154 169H156V167H154ZM157 169H158V167H157ZM179 169V168H178ZM203 169V171H205L207 168H205V170H204V168H202ZM223 169V168H222ZM150 170H152V168L150 169ZM163 170V169H162ZM175 170H176V168H175ZM181 170H182V168L180 169V175L182 176L183 174H181L182 172H181ZM183 170H185V169H183ZM192 170V169H191ZM30 171H31V169H30ZM55 171V170H54ZM133 172H135L136 170H132ZM132 171H128L129 173L130 172H132ZM140 171H139V174H140ZM145 171V170H144ZM156 171V170H155ZM154 171V172H155ZM169 171V170H168ZM170 171H171V169H170ZM208 171V170H207ZM215 171V170H214ZM214 171H212V172H214ZM36 172H37V170H36ZM40 171H38V173H39ZM53 172V171H52ZM82 172V171H81ZM127 172V171H126ZM146 172H147V170H146ZM151 172H153V170L151 171ZM163 172V171H162ZM165 172H167V171H165ZM165 172H163L164 174H165ZM187 172L188 171H186V174H187ZM190 172V171H189ZM210 172V171H209ZM234 172V171H233ZM97 172H95V174H96ZM108 173V172H107ZM207 173V172H206ZM34 174H35V172H34ZM37 174V173H36ZM42 174V175H43ZM98 174V173H97ZM137 174V173H136ZM140 174V175H141ZM151 174V173H150ZM155 174H158V173H155ZM193 174V173H192ZM215 174H216V172H215ZM222 174V173H221ZM41 175V176H42ZM109 175V174H108ZM135 175V174H134ZM139 175V176H140ZM146 175V174H145ZM148 175V174H147ZM147 175H146V177H147ZM159 175H160V170H159ZM159 175H158V177H159ZM162 175V174H161ZM204 175V174H203ZM213 174L211 173V176H212ZM44 176V175H43ZM110 176V175H109ZM126 176H127V174H126ZM130 176V175H129ZM150 176V175H149ZM149 176H148V178H146V179H148L149 180ZM154 176H156V175H154ZM153 176V177H154ZM180 176V177H181ZM188 176H190V175H188ZM206 176V175H205ZM94 177H95V175H94ZM113 177V176H112ZM138 177V176H137ZM152 177V178H153ZM157 177V176H156ZM163 177V176H162ZM183 177V176H182ZM219 177V176H218ZM40 178V177H39ZM82 178V177H81ZM96 178H97V176H96ZM100 178V177H99ZM102 179V182H103V180H106V178L107 177H105L104 176V174H103V176L101 177ZM104 178V179H103ZM111 178V177H110ZM126 179H127V177H125ZM151 178V179H152ZM186 178V177H185ZM192 178V177H191ZM190 178V179H191ZM211 177H209V179H210ZM40 179H42V178H40ZM127 179V180H128ZM135 179V178H134ZM139 179V178H138ZM141 179V178H140ZM145 179V178H144ZM155 179V178H154ZM177 179L179 180V181H181L182 179L180 178L179 179V176L177 177ZM188 179V178H187ZM189 179V180H190ZM217 179V178H216ZM215 179V180H216ZM219 179H221V178H219ZM38 180V179H37ZM91 180H92V178H91ZM91 180H89V181H91ZM100 180V181H101ZM184 180V179H183ZM191 180H193V178L191 179ZM218 180V179H217ZM109 181V180H108ZM119 181V180H118ZM120 181V182H121ZM134 181V180H133ZM132 181V182H133ZM145 181V180H144ZM147 181V180H146ZM152 181H155V180H153L152 179ZM151 181V182H152ZM185 181H188V180H185ZM36 182H38V181H36ZM35 182V183H36ZM42 182V181H41ZM40 181L37 183V185L35 184V186L37 187L38 185H40V183H41ZM125 182V181H124ZM135 182H137V180L135 181ZM148 182H150V181H148ZM147 182V183H148ZM150 182V183H151ZM176 183V184H171V183ZM190 182V181H189ZM194 182H195V180H194ZM214 182V181H213ZM28 183V182H27ZM45 183V182H44ZM134 183V182H133ZM139 183H140V181H139ZM192 183V182H191ZM14 184V183H13ZM24 184H25V182H24ZM24 184H22V185H24ZM29 184V183H28ZM43 184V183H42ZM21 185V184H20ZM43 185V186H44ZM14 186V185H13ZM26 186H27V184H26ZM93 186H95V187H93ZM34 187V186H33ZM39 187V186H38ZM37 187V188H38ZM42 187V186H41ZM45 187V186H44ZM43 187V188H44ZM9 188H11V187H9ZM15 188V187H14ZM20 189H21V187H19ZM22 188H23V186H22ZM35 188V187H34ZM33 188V189H34ZM36 188V189H37ZM8 189V188H7ZM13 189V188H12ZM11 189V190H12ZM16 189V188H15ZM20 189H19V191H20ZM24 189V188H23ZM32 189V188H31ZM32 189V190H33ZM39 189H40V187H39ZM24 190H26V189H24ZM42 190V188L39 190V192ZM44 190H45V188H44ZM8 191V190H7ZM9 191H10V189H9ZM17 191V190H16ZM16 191H15V193H16ZM18 191V192H19ZM29 191V190H28ZM38 192V190H35V193H37ZM43 191V190H42ZM18 192H17V196L15 195V194H13L12 196H16V198L18 199V201H19V197H18ZM23 192V191H22ZM26 192H27V190H26ZM9 193V192H8ZM32 193V195H33V192H31ZM34 193V194H35ZM43 193H45V191H43ZM42 192H41V194H43ZM45 193V194H46ZM50 193V194H51ZM53 193V194H54ZM7 194V193H6ZM10 194H12V192L10 191ZM9 194V195H10ZM19 194H20V192H19ZM27 194H29V193H27ZM40 194V195H41ZM5 195V194H4ZM4 195H2V196H4ZM8 195V196H9ZM31 195V196H32ZM1 196V197H2ZM15 196L13 197V201H12V197L10 198V200L11 201H1L0 202V217H1V215L2 214H6V209L8 210V207H9V205L10 204H14L15 202H17V200L15 199L14 200V198H15ZM38 196H39V193H38ZM43 196H45L44 194H43ZM49 196H51V195H49ZM48 196V197H49ZM55 196V195H54ZM54 196H51V198L52 197H54ZM34 197L35 198H37V194H36V196L34 195ZM41 197V199L42 198H44V197H42V196H40ZM40 197H38V200L40 199ZM48 197L46 196V198L48 199ZM6 198H8L7 196H6ZM57 198H59V197H57ZM61 198H62V196H61ZM53 199V198H52ZM51 199V200H52ZM55 199H56V196H55ZM54 199V200H55ZM72 199H70L71 201H72ZM36 200V199H35ZM37 200V201H38ZM44 200H45V198H44ZM43 200V201H44ZM49 200V199H48ZM54 200H52V201H54ZM42 201V202H43ZM51 201V202H52ZM63 201V200H62ZM65 201V200H64ZM3 202V203H2ZM9 202H12V203H9ZM20 202L22 203H24V205H26V201H23V200H21V198H20ZM35 202V201H34ZM39 202V201H38ZM46 203L48 202V201H45ZM56 202V200L53 202V203H55ZM73 202V203H74ZM22 203V204H23ZM37 203V202H36ZM36 203H34V205L36 204ZM58 204L57 205H61V201L60 202H57ZM62 204V205H65V204ZM69 203V202H68ZM17 204H19V202L17 203ZM70 204V203H69ZM15 205V204H14ZM14 205H13V207H14ZM21 205V204H20ZM33 205V206H34ZM37 205H39L40 206V202H39V204L37 203ZM37 205L35 206L36 208H34V209H37ZM59 205V206H60ZM72 204H70V206H71ZM74 205V204H73ZM211 205H215V208H211ZM17 206V205H16ZM22 206V205H21ZM42 206H43V204L40 206L41 208H42ZM45 206V205H44ZM47 206V205H46ZM69 206V205H68ZM68 206L66 205V207L68 208ZM69 206V207H70ZM10 207H11V205H10ZM9 207V208H10ZM27 207V206H26ZM25 206H24V208H26ZM56 207V206H55ZM61 207V206H60ZM59 207V208H60ZM74 207H76V204L74 205ZM17 209L18 208H21L20 206L18 207H16ZM40 208V209H41ZM46 208V207H45ZM73 207H71V209H72ZM15 209V208H14ZM61 209H66L64 206L63 207H61L60 208V210ZM10 210H11V208H10ZM19 210V209H18ZM20 210H23V208H21ZM19 210V211H20ZM26 210H28V209H26ZM59 210V211H60ZM67 211H69L70 210V208L69 209H66ZM75 210V209H74ZM24 211V210H23ZM23 211H21V212H19L18 214H20V213H23ZM30 211V210H29ZM40 211V210H39ZM42 211V210H41ZM58 211V212H59ZM63 211V210H62ZM66 211V212H67ZM4 212V213H3ZM44 212V211H43ZM43 212H42V214H43ZM52 212H54V211H52ZM56 212V211H55ZM71 212V210L69 211V213ZM77 212V211H76ZM7 213H8V211H7ZM11 213L13 214V211H11ZM17 213V212H16ZM26 213V212H25ZM24 213V214H25ZM41 213V212H40ZM45 213V212H44ZM60 213H62V212H60ZM15 214V213H14ZM23 214V215H24ZM28 214V213H27ZM27 214L26 215H24V216H27ZM54 214V213H53ZM59 214V213H58ZM57 213H56V216H60L61 214H59L58 215ZM63 214H65L64 213V211H63ZM94 214V215H93ZM17 215V214H16ZM47 215H49L48 213H47ZM51 215V214H50ZM71 215V214H70ZM76 215V216H75ZM93 215V216H92ZM9 216V215H8ZM20 216V215H19ZM22 216V215H21ZM23 216V217H24ZM45 216V215H44ZM68 216V215H67ZM3 217H6V216H3ZM17 217V216H16ZM16 217H14V218H16ZM23 217H21L22 219H23ZM49 217L50 216H48V219H49ZM55 217V216H54ZM53 217V218H54ZM64 217V216H63ZM66 217V216H65ZM10 218H12V216H10ZM19 218V217H18ZM21 218H19V219H21ZM25 218V217H24ZM26 218H28V216L26 217ZM25 218V219H26ZM53 218H51V219H53ZM60 219H61V216L59 217ZM13 219V218H12ZM17 219V218H16ZM25 219H23L25 222H27ZM6 220H8V219H6ZM55 220H56V218H55ZM55 220L53 221L54 223H55ZM1 221V220H0ZM45 221H47V223H48V220L46 219ZM2 222H5V221H2ZM11 222V220L9 221V223ZM20 222H22V220L20 221ZM53 222H51L52 224H53ZM16 223H19V221L18 220H16ZM28 223V222H27ZM46 223V224H47ZM50 223V222H49ZM7 224V223H6ZM23 224H24V222H23ZM45 224V225H46ZM57 224V223H56ZM7 225H9V224H7ZM21 225V224H20ZM25 225H26V223H25ZM49 225H50V228H51V224H48V227H49ZM54 225V224H53ZM55 226V225H54ZM21 227V230L23 229L22 228V226H20ZM23 227H24V225H23ZM48 227H47V229H48ZM259 227V228H258ZM27 228H29V227H27L26 226V228H24L25 230L27 229ZM23 229V230H24ZM43 229V228H42ZM46 228H44V231L45 230H47ZM23 230H22V232H23ZM24 230V231H25ZM49 230V229H48ZM41 231H43V230H41L40 229V232ZM39 232V233H40ZM51 232V231H50ZM35 233H37V232H35ZM39 233H37V234H39ZM42 233V232H41ZM40 233V234H41ZM45 234V233H44ZM48 235H50L49 234V232L47 233ZM36 235V234H35ZM70 236H72V238H74V240H75V243L73 242V240H72V238H71V240H70ZM41 237H44V236H42L41 235ZM41 237H39L38 236V238H40V241L41 242H43V240H41ZM49 237V236H48ZM32 239V238H31ZM46 239L44 240V241H46ZM16 241V242H15ZM19 241V240H18ZM31 241V240H30ZM33 241V243L35 242L34 240H32ZM69 241H71V242H73V244L74 245H72V243H69ZM29 242V241H28ZM38 243H39V241L36 243L37 245H38ZM68 243L69 244H71L72 245V247L71 246H69L68 245ZM262 241H260V249L257 251V253H256V259H260V251H261V248L263 247V245H262ZM24 244H27V243H24ZM35 244V243H34ZM44 244H47V243H45L44 242ZM17 246H18V243L16 244ZM28 245V244H27ZM37 245H31V246H37ZM68 245V246H67ZM16 246V247H17ZM29 246V245H28ZM25 247H27V246H25ZM24 247V248H25ZM38 247V246H37ZM28 248V247H27ZM26 248V249H27ZM29 249V248H28ZM31 249H32V247H31ZM30 249V250H31ZM34 249H36V248H34ZM33 249V250H34ZM29 250V251H30ZM43 250V249H42ZM41 250V251H42ZM8 251H10L9 253H8ZM32 251V250H31ZM14 252V251H13ZM13 252H11L12 254H13ZM32 252V253H33ZM16 253H14L13 254V256L14 255H16ZM7 254H4L5 255V257L7 256ZM12 254H10V255H12ZM65 254V255H64ZM9 255V256H10ZM25 256H26V254H25ZM65 256V257H64ZM12 257V256H11ZM11 257H8L9 258V261H10V258ZM4 259V256L3 257H1V259ZM7 258V257H6ZM13 258V259H14ZM6 260V262H7V259H5ZM3 262V261H2ZM1 263V262H0ZM241 264H253V261L250 259V257H248L247 258V261H246V263H245V261H243V262H240ZM1 264H4V262L3 263H1ZM6 264V263H5ZM9 264V263H8ZM19 264V263H18Z\"/></svg>",
  "mask_w": 264,
  "mask_h": 264
}]
</instances>
